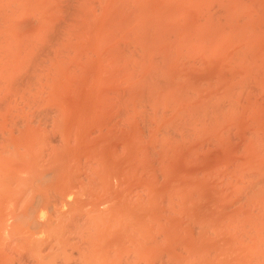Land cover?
<instances>
[{
    "label": "bare ground",
    "instance_id": "bare-ground-1",
    "mask_svg": "<svg viewBox=\"0 0 264 264\" xmlns=\"http://www.w3.org/2000/svg\"><path fill=\"white\" fill-rule=\"evenodd\" d=\"M1 1L2 0H0V5L5 3L6 1H9V2H7V4H10L9 5L10 7H8L7 4H5V6H7L6 8H9V10H10L9 12L11 14H8L7 12H5V13H7V17L10 15L9 17L14 19L15 22L19 23V22H21L22 18L25 19L24 17L27 18V17L31 16L30 14H33V17H31V19H30L31 21L32 20L33 21L29 22L28 21L29 19H27L25 21H27L29 24L25 22L26 24L24 23L25 25H23V26L33 25L35 22H38L37 20H34V18H36V16H34V14H41L42 13V12H38L37 13V11L40 10L38 8V4H41V3H37V2L32 1V0H29V1L28 0L27 1L23 0L24 2H22L20 0L21 3L18 2V3H20V5H22L23 3L29 2L28 3L29 6H31L30 4L33 5L34 2H35L34 6H31L33 9L30 8V7L28 8V6L26 4L25 5L26 8H24V6L22 7V8H24V10L22 9L23 11L21 9H19V8H16V11H14L15 7L14 8L12 7V6L17 5V3H15V2L19 1V0L12 1V2L15 3V5H12V3H10V0H3L4 1L3 3H1ZM30 1H32V2H30ZM38 1L42 2V0H38ZM43 1H45V0H43ZM60 1H62V0H60ZM87 1H86L85 7L88 6V3L92 2V4H94L92 0L90 2H87ZM122 1H127V0H118V1H116V4H117L118 7H120V5H122V7H124L125 5L128 6L129 8L126 7V9L128 8L127 10L124 9L125 7L122 8V10H126L124 12L127 13L128 10L131 9L132 6H134L133 9H131L129 11L133 12V10H135V9H139L141 11V8H138L140 6H137L140 3L136 4V3H138V1L135 0L136 1L135 2L134 0H129V2H131V1L135 2L134 5L132 4L133 2H131L130 4L128 3L129 5H127L126 2H125L126 3L125 4V3H122ZM142 1H140V2H142ZM48 2L46 1L44 4H46V3L50 4L52 2V5H56V3H59V2H57V0H56V3L53 0L51 2H49V3ZM79 2H81V0ZM79 2H77V3H79ZM107 2L108 1H106L104 5H102V4H100V5L102 7H105ZM143 2H146V1H143ZM157 2H159V1H157ZM36 3H37V6H35ZM71 3H72V1H71ZM83 3H81L82 6L80 5V3H79V5L77 4L78 8L83 7L84 6ZM119 3H121V4H119ZM162 3H163V1H162ZM66 4H67V2H66ZM164 4H166V2ZM20 5L18 4L17 7L18 6L20 7ZM69 5H70V3H69ZM109 5H110L109 7L111 8V4L110 3H109ZM5 6H1L2 8L0 7L1 8L0 11L1 10H2V12L7 11L5 8H4L5 10L3 11V7H5ZM75 6H76V4H74V6H72L71 9L74 8ZM135 6H137V7H135ZM48 7L49 6L47 5L45 7V9L48 8ZM52 7H55V6H52ZM91 7H93V6H91ZM106 7L109 8L108 6H106ZM36 8H38V10ZM59 8H61V7L59 6ZM96 8L99 9L98 7H96ZM96 8H94L95 11H92V13L93 12H96V13L102 12V11L96 10ZM143 8H145V7H143ZM159 8H161V7H159ZM159 8H157V9L154 8V9L158 10ZM17 9H19V11H21V12H18ZM28 9L33 10V12H31V11L28 12ZM45 9H43V10H45ZM49 9H51V8H49ZM61 9H63V8H61ZM65 9H68V8L66 7ZM85 9H87V11H86V13H87V12H89L90 8H85ZM116 9H117V7H116ZM25 10L27 11V13L25 12ZM35 10H37V11H35ZM118 10L122 11L121 9H118ZM53 11L54 12H51L52 13L51 15H53V13L55 15L56 12H59L60 14H62V12H63V10L59 11V10H56V8ZM65 11H67V10H65ZM72 11L73 12L76 11V12H74V14H76V13L81 14L82 13V12L81 13L77 12V7H76V10H72ZM72 11L70 10L69 12H72ZM104 11H105V9H104ZM153 11H155V10H153ZM14 12L15 13L18 12L16 14H21L22 13V15H24V17L21 18L22 15H20V17L18 19H16V17H18V16L14 15L15 14ZM106 12H108V10ZM139 12H137V13L140 14ZM156 12L157 11H155V13ZM5 13H4V15L0 13V16H3V17L6 16ZM28 13H30L29 16L27 15ZM113 13H115V12H113ZM47 14H49V13H47ZM71 14H73V13H71ZM71 14H69V16ZM78 14L75 15V16L80 17ZM94 14H87V15L88 16L92 15L93 16L92 18H96L94 16ZM100 14L101 13H99L98 16L101 18L103 14H101V15ZM117 14H119V15L110 14V16L113 17V21H114L115 17L121 15L120 12H117ZM127 14L123 13L122 17L126 16ZM133 14H136V13L134 12ZM133 14H131L130 16H133V17L136 16L137 17V15H138V14L137 15H133ZM263 14H262V16H264ZM46 15L42 14V16H44L45 18H46ZM85 15L82 14V17L85 16ZM142 15L145 16L146 14L142 13ZM165 15H166L165 19L167 20V15L168 14H165ZM169 15H171V14H169ZM62 16L65 17V14H63ZM144 16H141V17H144ZM163 16L164 15H162V19H160V18L159 19L163 20L164 19ZM233 16L236 18L235 15H233ZM3 17H1V18H3ZM7 17H5L4 19L0 18V20H5ZM38 17L40 18L41 16L38 15ZM51 17L52 16H50V18ZM85 17H87V16H85ZM112 17L111 18L107 17V18L110 19V20L108 19V22L111 21ZM122 17H120V18H122ZM126 17H128V16H126ZM146 17H147V15H146ZM156 17L158 19V16H156ZM159 17H161V16H159ZM208 17H210V16H208ZM11 18H7L6 22L9 23L10 20L13 21ZM71 18H73V17H71ZM120 18L118 17L116 19H120ZM8 19H10V20H8ZM62 19H64L63 22L66 21V18L62 17ZM62 19H59V21H62ZM82 19H84V18L80 17V19L78 20L77 17H76V18H73L72 20H76V21L80 22ZM88 19H90V17ZM104 19H106V18L103 17V21H104ZM136 19L138 21L141 18H139V19L136 18ZM157 19H156V21H159V19L158 20ZM238 19L240 20V18H238ZM72 20H69L68 22L66 21L67 25H68V23H70V25L72 23H74L71 26V29L69 27H67V26L65 28H67L68 30H66L64 28V30L67 31L66 32L67 34H69L70 31L73 32V30H75L76 27H77L78 22H74ZM127 20L130 21V20H133V19L127 18ZM145 20H147V19L145 18ZM145 20H143V21H145ZM207 20H208V22H210L209 19H207ZM207 20H205V21H207ZM227 20L225 22H227ZM230 20L231 19L229 17L228 21H230ZM239 20L238 21L236 20L235 22L239 23L240 22ZM11 21H10L9 24H7V25L5 24L4 26L0 27L1 35H3V31L1 30V28L8 30V28L9 29L11 28L10 25L14 24V23H11ZM90 21H92V20H90ZM93 21L94 22H91V24H94V23L97 24V21H95V20H93ZM117 21H119V20H117ZM219 21H223V19L219 20ZM46 22L47 21H45V23ZM105 22H107V21L105 20ZM105 22H102V24H104ZM145 22H143V23L142 22H139V23L136 22L135 26H133L134 25V22H133V23H131V25L133 24L132 26L136 27V28H143V26H145L144 25ZM172 22H173V20H172ZM211 22H213L212 24H214V25L220 23V22L216 23L214 19ZM233 22L234 21H232V23ZM18 23H15V24H18ZM39 23L42 24V22L39 21L37 23L40 26V29H41L42 25H44V24L40 25ZM83 23H85V22H83ZM124 23H126V22H122V24H124ZM167 23L171 24L169 22H167ZM237 23H235V24H237ZM250 23H248V24H250ZM1 24H3V23H0V25ZM19 24H20L19 26H21L22 22L19 23ZM48 24H53L54 25V23H51V22L48 23ZM48 24H46V25H48ZM64 24H66V23H64ZM75 24H76V26H75ZM87 24H88V26H90L89 23H87ZM109 24H110V27H107V25H106V29L107 28L111 29L112 30L111 32H113L114 30L111 27V26H113V25H111L112 22H110ZM116 24L117 25L114 24L116 27L117 26L120 27L119 25H121L119 23H116ZM139 24H143V25L140 27ZM157 24H158V26L156 25L157 26L156 28H152L153 27L152 25H151V28L152 29H157L158 27H161L160 28L161 30L167 29V28L162 29V27H166V26H163V25L161 26V25H159L160 23H157ZM161 24H163L162 21H161ZM212 24H209V25H212ZM38 25H36V26H38ZM46 25L43 26V29L47 28L48 30L47 29H45L43 31L42 30H38L39 33L42 32V34L46 35V34H49V33H46V31L50 32V30H54L52 28L49 29V27H47ZM53 25H51V27H53ZM63 25L61 24V26H63ZM84 25H86V24H84ZM84 25H83V27H80V28H84L85 27ZM128 25H130V22H129V24H127V26ZM149 25L150 24L146 25V26H148V29H149ZM223 25H222V27L225 28V26L227 24L224 25V26ZM48 26H50V25H48ZM88 26H86L85 30L89 29L87 31H90L91 33H95L94 31L90 30L91 28L90 27L88 28ZM93 26H91V27L93 28ZM127 26H125V28H124L125 29L124 33H126L125 31L127 30L126 29ZM170 26H172V25H170ZM218 26L219 25H215L214 27H218ZM232 26H233V24H232ZM240 26H242V25H240ZM5 27H8V28H5ZM12 27H14V26H12ZM73 27H75V29H73ZM14 28H15L14 32H16V27H14ZM36 28H38V27H36ZM54 28H56L55 25H54ZM113 28H114V26H113ZM176 28H177V26H176ZM23 29H25V28H23ZM33 29L34 28H32L30 30H33ZM97 29H99V27H97ZM130 29H132V28H130ZM172 29H174V27ZM184 29H185V27H184ZM235 29H236V27H235ZM18 30H20V29L18 28ZM115 30L117 31L118 29L115 28ZM134 30L135 29H133L131 31H134ZM147 30L145 29V30H141V31H147ZM161 30H159V31H161ZM177 30H179V29H177ZM211 30H214V29L211 28ZM216 30H218V28ZM227 30H229V29H227ZM9 31L7 32L6 35H4L5 37L0 36V38H1L0 39V45L5 47V48H7L6 50H8V51H6L5 48H3V47L0 48V55L2 56V57L0 56V264H112L113 262L111 263V256H114V257L116 256L115 258H117L118 260L120 259L118 257L122 256L121 259H123V260H119V261H125L127 259H124V257L129 258L128 256H131L132 257L131 258L132 261L130 263H134V262L137 261L135 263V264H137V263H139V260H136L137 258L135 260L133 259V258H135L137 256H162V254H166V255H163L162 257L163 258H165V256H169V258L173 257L170 254L174 255L175 252H176V248H178V244H177V242L175 240V237H180V236H176V234H172V233L169 232L167 235L164 234V235H166V238H162V234H163L162 233L163 231L161 230V228H162L161 227L162 226L161 225L162 216L166 215V214H162V213H165L166 211H168L169 214L172 213L173 210H171V212H169L170 211L169 208L171 209V207L172 208L175 207L174 206L175 203L179 204L178 202L180 200L177 202L176 200H177L178 197H175V195L178 193L179 189L184 188V187L183 186H176L175 188H177V189H175V188H171V187L168 188L169 186L167 185L168 186L167 188L171 189L170 190L171 193L174 194L173 196H169V197H171V199H173L172 197H175L176 200L175 199H173V200L176 201V202H173V204H174L173 206H171L172 205L171 203H169V205L166 204L167 202H171V201L163 200V199L168 197L165 194H169L170 195L171 193H168L167 192L168 189L165 190L166 188L164 190H161L163 188L162 183H161V178H163V176L161 177L160 170L162 168L161 171H162L163 175L166 174V176H165L166 178L165 179H168L167 177L170 176L169 175L170 172H168V171L166 172L164 167L167 166V165H172V164H169V161H170L169 159H170V156H171V159L173 161L172 154H170V153H173V151L171 152V150H166V152H165V150H164L165 154L163 156L160 154L159 150L165 149V147L162 146V148L159 149V147H161V145H162V144L160 145V141L161 140H159V133H161V134H165V133H162L163 130H160V131L157 130L156 125L159 122L155 123L154 128H152L153 126H150V128H146L147 126L145 124L151 125L150 123H152V122L148 123L149 120H145V119H147L146 118L147 116L141 117L142 115L140 116V114L139 115L137 113L135 114V112L131 113L130 112L131 111L130 108H128V109L125 108V110L123 109L124 111H122V109H120L121 111L118 112L117 108L119 106H117V108H115L116 106L113 103L112 106H114V107L113 108H112V106L109 107L106 104V102L110 101V100L109 99H107V100L103 99L102 100V97L97 95L98 91H94L92 86L94 87V85H93L94 83L100 82L99 80H101V82H104L105 83L104 85H106L109 82L108 81L109 80L108 79L109 78L108 77L109 76L108 71L106 70L107 72H104L103 71L104 68H101L102 69L101 70L97 66L98 64H96V63H94L95 67H90V65L89 66L83 65L82 67H77V66H75V65H77L75 61H74L75 63L74 62L70 63V61L81 59V58H84V59L79 60V61L85 62L88 59H89V61H92V59H94V57H95L93 55L94 57L91 56V58H90V56H88V59H85L86 56H84V53H85V55H89L90 53H92V52H87L89 54L86 53V51L90 50L91 48H89L88 50H85V52H82L81 50L79 51L78 49L82 48V47L79 48V46L75 47V48L74 47L71 48V46H72L71 43H73V45H76L75 43L79 42V39L82 41L81 38L83 37L82 36L83 32L80 33L81 34V36H80L81 38H77V37L75 38V41H76V39H78V41H76V42L73 41V40H72V42H70L71 40H69V39H67V41L60 39V40H62V44H61L62 46L59 44L60 47L58 45H57V47L58 48L62 47L63 52H64L63 48H65V50H67V51L68 50L71 51V50L75 49L74 52H76L78 50V52H76V54H71L73 52L65 51L67 57L73 58V57H75L77 55V53L79 54V56H81L80 58L77 56V57H75L76 59H72V60L70 59L68 61L67 59H69V58H67L65 55H63L65 53L62 54V50L57 49V51H60V52H57V53H60L61 54L60 56H64L65 57V58L64 57H59V58L61 60L66 59V61H68L67 63L63 64V63H60V62H65V60L61 61L60 59H58L57 62H59V63H57V62L54 63L53 62V60L57 56H59V54H57V53H56V55H53V53L51 54L50 52H47L48 54L45 53V55H46V58H45L40 53V52L44 53L45 50H40L39 51L38 49H40V47L36 48V46L35 45L32 46V44H31V46L28 43L22 44V43H25L24 40L27 37V35H28V37H30V35H32V34L35 35V33L38 34V37L36 38V40L38 38L42 39L43 36H42V34H39L38 31L35 32V33H30V32H28V29H27V32H28L27 35H25L26 32L25 33L22 32L24 34L25 38L22 35L21 40H19V39L16 40V38H15V40L13 39L14 42H13V40H11L10 37H13L12 35H14L15 33H13V32L10 33ZM20 31H19V33H20ZM54 31H56V30H54ZM75 31H77V30H75ZM75 31L73 33L71 32V34L69 36H65L66 34H64V37H68V38L71 37L72 35H74ZM131 31H128V32H131ZM138 31H136L134 33L137 34ZM229 31H231V30H229ZM240 31L241 30H234V32H240ZM4 32H6V31H4ZM102 32H104V31H102ZM102 32L98 31V33H102ZM177 32H180V31H177ZM177 32H176V34H178ZM218 32H221V31H218ZM218 32H215V33H218ZM59 33L61 34V32H59ZM122 33L123 32H120V35L118 36V38L117 37H115V38H117V39L121 38L120 40L125 38V37H120V36H123V35H121ZM134 33H129V34H131V37H133L134 35H136ZM143 33H147V32H142V34ZM153 33L156 34L154 31H153ZM153 33L151 32L149 34H153ZM208 33H213V32H208ZM221 33L223 34V32H221ZM51 34L52 33H50L49 35H51ZM53 34H52V36L54 37ZM88 34H89V32H88ZM105 34H107V33H105ZM112 34H110V35H112ZM142 34L140 33L139 36H142V37L146 38V36L148 35L147 34L146 36H143ZM169 34L172 35V34H174V32L173 33H169ZM218 34H216V35L219 36ZM255 34H257V33H255ZM255 34L252 33V35H255ZM86 35L87 34H85L84 36L86 37ZM93 35H96V34H93ZM97 35H99V37H100L99 39L102 38V36H100L101 34H97ZM157 36H159V33H157ZM8 37H9V39H8ZM47 37H48V35L45 37V39ZM56 37H57V40H58V35ZM56 37L51 38V39H56ZM61 37L63 38V36H61ZM127 37H129V36H127ZM175 37H177V36H175ZM3 38H5V39H3ZM22 38H24V39H22ZM48 38H50V37H48ZM48 38L46 40H48ZM59 38H60V35H59ZM115 38H108V39H111L110 42H112L113 40H117ZM169 38H170V36L167 37V39H166L167 41L165 42L168 45L172 44L171 41H170L171 43L168 41V40H171ZM251 38H253V37L251 36L250 39ZM28 39H30V38H27V40ZM141 39L142 38H140V39L137 38V40H139V42H140ZM5 40L8 43L4 42ZM27 40H26V42H27ZM32 40H33V38H32ZM39 40L40 39H38V43H39ZM101 40H103V41H101ZM101 40L98 41L99 42L98 43L99 46L101 45V42H104V44H106L104 39H101ZM125 40H127V39L125 38ZM125 40H123V41H125ZM129 40H132V39H129ZM129 40L126 41V42H129ZM134 40H136V39L134 38ZM33 41H29V43H31V42L34 43ZM63 41H66L65 43L68 42L67 44H71V46H69V49H67V46H66L67 44H64ZM142 41H143V39L141 40V42ZM52 42L55 43L56 40L52 41ZM114 42L116 43V41H114ZM131 42H129L130 44H128V46L125 45V46L130 47V48H128V49L127 48L126 49L123 48V49H125L124 50L125 51V53H124L125 55H123V56H124V60L126 62L123 61V59H122L121 62H120V64H121L120 66L121 67L122 66L125 67L126 63L130 64V61H129L130 59H128V58H130L131 55L126 54V53H129V52H126L129 49L133 50V51L130 52V54L133 55L131 57V58H133L131 60L132 64L139 65V63H142L143 66H147V62H149V61L147 60L146 63H143V61H142L147 56H143V55H145L144 52H143V54L139 52L140 53L139 55L135 54V53H137L140 50H139V48L134 49V47H133L134 45H132ZM139 42H134V44L135 43L138 44ZM167 42H169V43H167ZM178 42H179V40H178ZM4 43H5L6 46L3 45ZM9 43H11V44H9ZM57 43H61V42L57 41ZM81 43L82 42H79V44H81ZM175 43H177V41H175ZM180 43H182V42H180ZM13 44H15V45H13ZM16 44L17 45L20 44V46L24 45L23 49L21 50V48H17L18 46H16ZM107 44H110V43L107 42ZM44 45H46V44H44ZM48 45H50V44H48ZM54 45L56 46V44H54ZM123 45H124V43H122V46ZM129 45H131V46H129ZM141 45L142 44L139 43V45H136V46H140L141 47ZM180 45L181 44H179V46ZM253 45H254V41H253ZM11 46H13V48ZM37 46H39V45H37ZM80 46H82V45H80ZM83 46H87V45L83 44ZM106 46H108V45H106ZM116 46L120 47V45H118V44ZM175 46H176V44H175ZM9 47H10V49H9ZM28 47H30L31 49H33L35 51V53H34L35 56H33V54H31L33 52ZM47 47L49 48L51 46H47ZM100 47H102V49H98L97 48L96 50H103V47H105V46H100ZM108 47H109V49L111 48L110 46H108ZM24 48L27 49V51H24L25 50ZM54 48H53V46L51 47V49H54ZM76 48H77V50H76ZM141 48L144 49V47H141ZM172 48L173 47L171 46L170 49H172ZM28 49H29V51H28ZM106 49H108V48L106 47L105 50ZM170 49H168V51ZM1 50L3 52L5 51V52L2 53ZM17 50H18V53H20V55L15 53L16 54L15 56H17V57H14L13 56L14 54H12V51L16 52ZM105 50H103L102 52L99 51V53H97L96 55L103 53ZM19 51H21V52H19ZM22 51H24V52H22ZM37 51L39 52L38 54L42 55V57L44 59H37L39 57V55L36 53ZM108 51H110V50H108ZM119 51H121V50L119 49ZM27 52H29V53H27ZM171 52H173V51H170V53ZM7 53H9V54H7ZM80 53H82L83 55H80ZM118 53L117 54L115 53V55H119ZM120 53H123V52H120ZM168 53H166L167 56L170 54V53L169 54ZM7 55L10 56L11 58H9ZM27 55H29V57ZM36 55H37V58H36ZM68 55H70V56H68ZM106 55L104 54V56H106ZM141 55L144 58H141L140 57ZM18 56L21 58L20 60L25 62L23 64V66H21L22 65L21 63H23V62L19 63V61H18L19 57ZM24 56H26V57H24ZM120 56H121V54H120ZM134 56H137V57L139 56L141 58L139 60V62L137 60L139 58L134 59L135 58ZM6 57L8 59H12L14 61L10 60L11 61L10 62ZM33 57H35L36 59L32 61ZM125 57H128V58H125ZM4 58H6V59H4ZM16 58H17V60H16ZM98 58H100L98 61H100L102 59L100 56ZM116 58L117 57H115V59ZM119 58H117V59H119ZM148 58H146V59H148ZM103 59H105V58H103ZM126 59H128L129 62ZM164 59H166V58L164 57ZM167 59L170 60L169 62H171V60L173 58L171 59L170 57H168ZM96 60L97 59H95L94 61H96ZM107 60H109V59L107 58L104 62H102V60L100 62H102L103 66H104L105 65L104 63L108 64ZM135 60H137L138 64L133 63ZM3 61H5V62H3ZM15 61L16 62L18 61V63L20 64L19 68L17 67V71H15L16 67L12 68L13 63ZM48 61L49 62L51 61V62L49 63ZM98 61H96V62H98ZM152 61H154V60H152ZM152 61H150V62L152 63ZM1 62H3V64H5V66L3 64H1ZM26 62H28V63H26ZM47 62L49 64H47ZM100 62H98V63H100ZM123 62L125 63L124 65H122ZM165 62H166V60L164 61V63ZM263 62H264V60H263ZM7 63L12 64V66H10ZM89 63L86 62V64H89ZM116 63H119V62H116ZM66 64H70V65H72V67L74 66V68H72L71 66L68 67ZM153 64H154V62H153ZM25 65H27V66H25ZM130 65H127L126 67H131V69H132L133 65H131V66ZM148 65H152V64L148 63ZM2 66H3L4 69L2 68ZM14 66H18V65H15V63H14ZM91 66H93V65L91 64ZM120 66L117 65L116 69L118 67H120ZM154 66L155 65H153V67ZM104 67H106V66H104ZM107 68L111 69V67H109V66ZM137 68L139 69V67H135L136 70L134 69L135 71H132V72L133 73L134 72H138ZM152 68L149 71L155 72L153 70H155L156 68H154L153 70H152ZM123 69L126 70L125 68H123ZM131 69L126 70L125 72L131 73V72H129ZM141 70H142V68L140 69V71ZM149 71H147V72H149ZM114 72H116V71H114ZM123 73H121V74H123ZM134 74H136V75H132V73H131V75L130 74H128V75H130V77L131 76L139 77V75H141V74L138 75L137 73H134ZM150 74H152V73H149L148 76H146V77H149V79H147L145 77L144 80L143 79H139L138 80L139 82L136 81L137 77H133L135 79L128 77L127 79L128 80L131 79L130 81H132V84H130L131 86H129V87H132L133 85H135L137 83H140V81H142V84H143V85H141V84L137 85L138 87L140 85V89L143 88L142 86H144V85H146L145 87L154 86L155 84L149 85L148 83L155 82L153 80H155L157 78H155V79H153L151 81V78H153V77ZM154 75H156V76H154ZM157 75H158V73L157 74L156 73L153 74L154 77H159L161 79H164V77H160V76H157ZM160 75H162V74L160 73ZM114 76L115 77H119V74H118V76H116V75H114ZM122 76H124V75H122ZM162 76H165V75H162ZM177 78H178V76H177ZM116 79L117 78H115L113 80V78H112L111 80H113V81H111V82L116 83L117 81H120V80H116ZM120 79H125V78L123 77V78H120ZM161 79H159V80L161 81ZM128 80H125V81L130 83V81H128ZM145 80H150V81L149 82L147 81L148 83L144 84ZM169 80H171V79H169ZM174 80H176V79H173V81ZM134 81H136L137 83L134 82ZM70 82H73V83L70 85ZM161 82H164L165 84L164 85L161 84V86L156 85V86L159 87V88H157L158 92L160 91L161 87H163V90L169 89L168 88L169 85H167L168 84L167 81H161ZM168 82H170V81H168ZM174 82H176V81H174ZM160 83H158L157 80H156V84H160ZM109 84L111 85L112 83H109ZM121 84H123V83L121 82L120 85H118V86H121ZM124 84L127 85L126 82H124ZM124 84H123V86H124ZM172 84H174V83H172ZM114 85L116 86L117 84H114ZM165 85H167V89L164 88V87H166ZM137 86L136 87H132V88H134V89L138 88ZM184 86H186V85H184ZM106 87L107 86H105V87L101 86V88H106ZM109 87H111V86H109ZM173 87H176V85H174ZM179 87H180V85H179ZM95 88H98V87H95ZM125 88L122 87V89H124V92H126L127 90H131L130 88L129 89L127 87H125ZM147 88H143V89H141V91L142 92L143 91L146 92ZM176 88H178V87H176ZM153 89H155V86L152 87V89L148 88V90H151L152 92H154ZM157 89H155V91ZM179 89L181 90V92H178L180 90H177V91L173 90V92H175V95L176 94L184 95V93H186V92H188L187 94H190L189 91L186 90L187 89L186 87L184 89L185 92H183L181 88H179ZM227 89H229V86H228ZM245 89L247 90V88H245ZM251 89H252V87H251ZM95 90H97V89H95ZM102 90H104V89H102ZM119 90H120V88L118 89V91ZM200 90H202V89H200ZM237 90L234 91L235 93L231 91V93H229V95H227L228 93H222L220 95H224V94H226L227 96L235 95V94L238 93ZM118 91H116V92L120 93V95H121V93H122L121 91L122 90L120 92H118ZM133 91H135V90H131L130 93L132 92V94H128V95H134L133 93H135V92H133ZM136 91H137V89H136ZM193 91H197V90H193ZM239 91H241V93H240V96H241V94L243 92V88L239 89ZM182 92H183V94H182ZM117 93H116V95H118ZM127 93L128 92H126L125 94H127ZM138 93L139 94H135L134 96L141 95V92H138ZM155 93H157V92H155ZM161 93H163L164 96H165V94H166V96L167 95H169V96L172 95V93H170L168 91H164V92H161ZM247 93L248 94H243V95H245V98H247L246 96L249 95L248 98L252 99V100L255 99V97L253 95H255V96L258 95L256 93H254L253 91H252L253 94H249L250 90H248ZM123 94H122V96H123ZM149 94H150V91L149 92L147 91V93H143L141 95V97H143V95H148L149 96ZM198 94H199V92L197 93V96H198ZM100 95H102V93ZM105 95L109 96V94L104 93V96H103V98H105V99L108 98ZM128 95H127V97H128ZM150 95L151 96L149 98L155 97V96L157 97V94H153L152 93ZM163 95H160L162 97V99L161 98H154L156 100L155 102H157L158 99H160L161 103H163V100L165 101L164 103H166V98H168L169 96L164 97ZM179 95H176L177 96L176 98H178V103H177V100H175V99H170L171 102H170L169 99H167V101L169 103H173L172 100L176 101L174 103H177L176 105H173L174 107L173 106L169 107L168 112H171V114L179 113L177 111L174 112L173 110H176V108H178L177 106H179L181 104L183 106H186L185 101L187 102V101L191 100V98H189L191 95H189V97H188V95L178 97ZM148 96H146V97H148ZM224 96H222V97H224ZM236 96L239 97V94L235 95V97ZM250 96H253V98L250 97ZM117 97H119V96H117ZM209 97L214 98L215 96L214 95H210ZM235 97L232 96L233 99H231L229 97V99H230L229 102H232L231 100H234ZM241 97H243L242 99H244V96H241ZM113 98H112V100H116V103H118V101H119L118 99H120V98H118V99H116V98L113 99ZM143 98H145V97H143ZM179 98H181V99L184 98V100L188 98L189 100L180 101L181 99H179ZM212 98H211V100H209L210 98H207L208 102L212 101L213 100ZM215 98L219 99V97H215ZM257 98L258 97L256 96V100L255 101H257V102H254L255 104H251L250 102H249V104L256 105V103H258L259 105H261V104L264 105L263 102L260 104L261 99H264V96H263V98H260L259 102H258ZM122 99L123 100H127V98L126 99L122 98ZM133 99H134V97L133 98L132 97L129 98L130 101H133ZM137 99H140V97L136 98V100ZM142 99L139 100V101H142ZM147 99L148 98H146V100ZM200 99L205 100L204 98H200ZM200 99H198V97H197V100L200 101ZM225 99L227 100V98H225ZM193 100H194V98H193ZM150 101H154V100L150 99L148 101V103ZM205 101H203V103ZM240 101H243V100H240ZM262 101H264V100H262ZM125 102L126 101L122 102L121 104L126 105V103H129V102H126V103ZM133 102H136V101L134 100ZM180 102H182V103L179 104ZM191 102H193V101H191ZM208 102H206L207 103L206 105H208ZM216 102H219V101L216 100ZM144 103H146V102H144ZM169 103H167V104H169ZM234 103H236V102L234 101ZM108 104L111 105V103H108ZM121 104H118V105H121ZM139 104H136V106L140 107V106H138ZM141 104L144 105L142 102H141ZM157 104L158 105L155 106L156 104H154V102H152V105H154L156 108L155 107H151V106L150 107L153 108L154 111H156V112H159V111L162 112V110H160V109H162L161 108V104L160 105H159V103H157ZM213 104H216L218 106H214ZM213 104L211 103L209 105V106L212 105L211 109H214L215 112L220 111L221 102H219V104H217L213 100ZM244 104H246V103H244ZM130 105H132V103H130ZM133 105H135V103H133ZM187 105L189 107V104H187ZM224 105L225 104H223L221 107H223ZM136 106H135V108H136ZM158 106L160 107V109L158 108ZM166 106L167 105H165V107H164V105H163V108H167ZM230 106H232V105H230ZM124 107L125 106H123V108ZM130 107H132V106H130ZM145 107L147 108V104H145L142 109H145ZM191 107L194 108V106H191ZM212 107H215V108H212ZM217 107H219L220 109L218 108L217 110H215ZM248 107L250 109L253 106L252 107L248 106ZM257 107H259V106H257ZM111 108L112 109L115 108L117 110L113 111ZM149 108H147V109H149ZM170 108H173V109L170 110ZM181 108L182 107L180 106V112L182 113V110H184L183 111V113H184L183 116H184L185 120H187L186 117H185V114H186L185 110L187 108L186 109H181ZM204 108L206 109V106ZM243 108H242V111H243ZM259 108H260L259 110L261 111V107H259ZM262 108H264V106H262ZM132 109H133L132 111H134V108H132ZM140 109H141V107L138 108L137 110H140ZM147 109H145V111ZM155 109H159V111L155 110ZM202 109H203V107H202ZM231 109H229L227 111H229L228 113L231 112L230 114L233 113L232 116H236V114H239V112L236 113V110L233 112ZM126 110H128V111H126ZM149 110H151V109H149ZM192 110L194 111V109H192ZM197 110H199V109H197ZM246 110H247V108H246ZM262 110H264V109H262ZM111 111H112V113H111ZM163 111H165V110H163ZM210 111H211V113H215L212 110H210ZM247 111H245L246 115H247ZM251 111H252V109H251ZM168 112L165 111V113L163 112V114H166ZM188 112H190V110ZM203 112H201V113H203ZM223 112L224 111H222V109H221L220 113H223ZM146 113H147V111H146ZM234 113H236V114H234ZM215 114L219 115L218 112L215 113ZM215 114H213V116H212L213 119H209L211 123H213L212 121L220 122V123L222 121H224V120H222V119H224L223 116L220 115L221 117L218 116V118H215V117H217V116H214ZM230 114H228V115H230ZM146 115H148V117L150 116V114H146ZM151 115H153V114H151ZM167 115H163L164 116L163 119L166 118ZM223 115H225V114H223ZM169 116H172V115H168V118H170ZM175 116L179 117L180 115L177 114ZM232 116L230 115V116H225V117L232 119L233 118ZM154 117L156 119L157 116H153V117H151L149 119H152ZM161 117H157V118L162 120ZM196 117H198V116H196ZM141 118H143V119H141ZM184 118H182V120H184ZM170 119H172V118H170ZM177 119L178 118L175 117V119H173V120H177ZM191 119H192V117H191ZM191 119H189V121ZM218 119H220V120H218ZM234 119L236 120V118H234ZM143 120H145L146 123ZM152 120H154V119H152ZM160 120H158V121H160ZM182 120H180V121H182ZM193 120H195V118L191 120L192 123H193ZM203 120H205V118ZM216 120H218V121H216ZM227 120H229V119H227ZM155 121H157V120H155ZM170 121L171 120H169L168 123H165L166 126H168L170 124ZM174 122H179V121H174ZM174 122L172 121L171 123H174ZM183 122L184 121L181 122L182 124H179V129L176 127L179 130V132L181 131V127L184 128V126H185L184 123L188 124L187 122H184V123ZM197 122H198V125L200 123H202L198 119L196 121V124H197ZM160 123H163V122L160 121ZM165 124L163 126H165ZM173 125H175V124H173ZM181 125H184V126H181ZM175 126H178V125H175ZM186 127H188V126H186ZM162 128H164V127H162ZM200 129H204V128L201 127ZM167 130H171V128H169V129L167 128ZM174 130H175V128H174ZM174 130H173V132H174ZM215 130H217V129H215ZM177 131L175 132L176 135L179 134V132H177ZM200 131H202V130H200ZM208 131H210V130H208ZM173 132H170L169 135L164 136V138L168 137V136H170L168 138H171L172 136L170 134L173 133ZM166 133H168V131H166ZM198 134H200V133H198ZM202 134L203 135H199L198 137L203 138L204 132ZM181 135L183 136V134H181ZM190 135L193 136V134H191V133H190ZM190 135H188L189 138H191ZM213 136H215V135H213ZM178 137H180V136H178ZM178 137L176 136V138H178ZM194 137H195V135H194ZM184 138H187L186 135H184ZM260 138L261 137L259 135V139ZM171 139L173 141L176 140V139L174 140L173 137ZM188 140H190V139H188ZM191 140H194V138H192ZM181 141H182V138H180V140L178 139V141L176 143L180 142V144L183 145L185 139H184V141H182V142ZM187 141H185L187 145H189V146L192 145V144L188 143L190 141H188V142ZM194 141H196V140H194ZM194 141H192L190 143H193ZM161 142L165 143L164 141H161ZM201 142L203 143V141H201ZM170 143L175 144L173 142H170ZM206 143L205 144H200V146L202 147L204 145V147H206ZM260 143L262 144L263 141L260 142ZM172 144L171 145H167V149L170 148L171 146H172L171 148L175 147ZM175 145H177V144H175ZM181 145H179V146H181ZM187 145H183V146L186 147ZM195 145H198V144H195ZM214 145H216V144H214ZM193 147L194 146H192L190 148H193ZM180 148H183L184 150L186 149L184 147H180ZM197 148H199V146ZM197 148L192 149V151H191V149H189L190 151H188V153L187 152L186 153L188 155H190L189 152H194L193 157H195V155L197 153H199V151L204 149V148H200L201 150H197L196 151ZM173 150H175V149H173ZM181 150L182 149H180L179 151H181ZM208 150H210V149H208ZM167 151H169V152H167ZM195 151L197 153H195ZM204 152L205 151H203V153ZM207 152H209V151H207ZM161 153L163 154V151H161ZM167 153L170 154V155H167ZM176 153H178V149H177ZM203 153L201 152L202 155H204ZM210 153H211V151H210ZM191 154H193V153H191ZM205 155L207 156L209 154H205ZM167 156H168V160H164V159L162 160V158H164V157L167 158ZM182 156L185 157V160H182L183 159ZM190 156H192V155H190ZM196 156H198V154ZM186 157L189 158L188 156L181 155V157H180L181 159L180 160H182V161H178V162L179 163L180 162L183 163L184 161H186V159H187ZM174 158H177V156H174ZM189 159H191V158H189ZM195 159L199 160L198 162H200V163L201 162L203 163V161L208 160V159H206V157L204 158L205 160L200 159V157L198 159L197 158H195ZM176 160H178V159H176ZM201 160H203V161H201ZM162 161H165V163H167V164L165 166H163L162 163H164V162H162ZM191 161H193V160H191ZM191 161H190V164L192 163L191 165H193L195 167L198 166V165L195 164V163H198L197 161H195V160H194L195 162H191ZM179 163H177V165H178L179 168H181L180 166H182V163H180V164ZM186 163H185V165L189 166V163L187 161H186ZM201 165L202 164H200V166ZM204 165H206V164H204ZM190 167H192V166H190ZM169 168L170 167L167 166L166 169H169ZM183 168L184 167H182V169ZM262 168H264V167H261L258 171H256V170L255 171L257 173H264V171H263L264 169L262 170ZM186 169H188V167L187 168L185 167L184 170H186ZM203 169H205V167ZM203 169H201V171ZM192 170L193 169H191V170L188 169L187 173H192ZM260 170L263 171V172H260ZM193 171H195V169ZM164 172H166V173H164ZM173 172H175L174 169H173ZM181 172L182 171H180L179 174H182ZM197 172H198V170H197ZM208 172H210V171H208ZM167 173H168V175H167ZM177 173H178V171H177ZM200 173L201 172H199V173H195L194 172V174H197V176H199ZM204 173H202V174H204ZM215 173H216V171H215ZM194 174H192V175L194 176ZM174 175L177 176L176 174H174V173L172 174V172H171V176H174ZM189 175H187L188 176L187 180H188V178H192V179L194 178L193 180L196 179V177H189ZM258 175H261V174H258ZM184 176H185V174H184ZM184 176H182V177H184ZM200 176L197 179H205V178H201ZM256 176H257V174H256ZM178 177H179V175H178ZM261 177L263 178V176H261ZM169 178L175 179L174 177H169ZM205 180H207V178ZM205 180L200 181V182L204 183ZM211 180H212V177H211ZM222 180H226V179H221V181ZM164 181H167V180H164ZM191 181L192 180L190 179V181H188L187 183L189 184V183H191ZM216 181H218V180H216ZM169 182L172 183L171 181H169ZM200 182H199V184H201ZM176 183L180 184V181L176 182ZM183 183H185V182H183ZM195 183L197 184L198 182L195 181ZM230 183H231V181H230ZM179 184H177V185H179ZM196 184H194V186H193L194 189L193 190L198 188V187H195ZM216 184H218V183H216ZM170 185H173V184H170ZM203 185H205V184H202V186ZM219 185H213V186H217L218 187ZM232 185H233V182H232ZM185 186H187V190L189 191L191 184L190 185H185ZM197 186H199V185L197 184ZM173 187H174V185H173ZM217 187H214V188H217ZM228 187H230V186H228ZM211 188H212V186H210V190H211ZM220 188H222V187H220ZM173 189L175 190L176 193L175 192L173 193ZM193 190H190L189 192L192 193ZM197 190L198 191L201 190L199 193L202 194L203 187L201 189L198 188ZM217 190H219V189H217ZM217 190L215 189L213 191L214 193L208 191L209 197H211L210 193H213V195H215V193H217L216 195L218 196V194L220 192H215ZM225 190H226V188H225ZM162 191H166L167 193L162 192ZM182 191L183 190L181 189V191H180L181 193H179V195L182 194V196H185L184 198H188V199H190L189 197H193L194 200H195L194 202L197 201L196 202L197 204L200 203L199 200H196V199H198L199 193L195 194V192H196L195 191V192L192 193V195L187 197L186 195L188 193L184 194V192H186V190L183 193H182ZM259 192L260 191L258 190V193ZM162 193H163V195L161 196ZM222 193H220V194H222ZM253 193H255V192H253ZM258 193H255V194H258ZM203 194H205V193H203ZM252 194H250V195H252ZM205 195H207V194H205ZM259 195H263V192H261V194H259ZM163 196H165V197L162 198V200L163 201H167V202H164L165 204L161 202V197H163ZM242 196H244V195H242ZM221 197H222V195H221ZM244 197H246V196H244ZM254 197H257V195L254 196ZM181 198H183V197H181ZM181 198L179 197L178 199H181ZM201 198H203V196L200 197V199ZM248 198H252V197L249 196ZM188 199H186V201L191 202ZM211 199H213V198L211 197ZM217 199H219V196H218ZM243 199H245V198H243ZM191 200H192V198H191ZM205 200L206 199H204V198L201 200L202 204L205 203V202H203ZM255 200L257 201V199H255ZM258 200H260V198H258ZM263 200H264V198H263ZM186 201H185V203L189 204V205H187V206L184 205V207H186L187 209L189 208L188 206H190V205L193 206L194 205L193 204L194 202L193 203L192 202L191 203H187ZM251 201H254V199H252ZM259 202L260 201H258V203ZM261 202H263V201H261ZM261 202H260L261 205L260 206L258 205L259 208L257 207L258 209H256L255 207H249V208H254V211L255 210H259V213H264L263 210H262L263 209L262 206H264V205ZM181 203H182L181 206L183 204H185L184 202H181ZM253 203H255V202H253ZM162 204H164V205H162ZM202 204H199V205H202ZM205 204H207V202ZM255 204H257V202ZM165 205H166V208H168V206H171V207H169L168 210L165 209L166 211L163 210V211H165V212H163L162 209L165 208V207H163ZM209 205H210V210L209 211H212L211 210L212 209L211 206L213 207L214 205H212L210 203L208 204V206ZM246 205H249V204H246ZM177 206L178 207L176 209L178 211H180L179 210L180 205H177ZM252 206H255V205H252ZM242 207H243V205H242ZM181 208H180L181 209L180 212L181 213L185 212V211H182L184 208L183 207H181ZM190 208L193 210L194 207L190 206ZM197 208L198 207H196V209ZM187 209H184V210H187ZM200 209L202 210V208H200ZM241 209L242 208H239L240 211H241ZM198 211H199V209H198ZM198 211H194V213L196 214V212H198ZM219 211H217V214H218ZM260 211H262V212H260ZM221 212L222 211H220V213ZM224 212L227 213V212H230V211H228V209L226 208V209H224ZM238 212L239 211H236V213H238ZM192 213L193 212L190 210V214H189L188 218H190V215ZM201 213H198L199 216H202ZM247 213H249V212H247ZM247 213L244 214V217L247 216L245 219L250 218L253 215V214H251L250 217H248V215L250 213L249 214H247ZM176 214L180 215L179 212L176 213ZM233 214H234V212H233ZM233 214L232 215L228 214V215L233 216ZM182 215H184V214L182 213ZM257 215H259V216H257ZM172 216H175V215H172ZM192 216L194 217V215H192ZM254 216L255 217L257 216L256 217L257 221L253 219V218H255ZM254 216H252V220L256 221L255 222L256 224H253V225H256V227L254 226V228H256V232L261 234L262 232H264V230H262V232H259L258 229H261L260 227H262V229H264L263 225L260 226V224H261L260 222H264V215L262 214V216H260V214H256ZM169 217H170V219H173V217H171V216H169ZM208 217H210V216H208ZM208 217H203V218L199 217L202 220L201 223L206 224L204 222V221H206V219L205 220H203V219L204 218L208 219ZM234 217H236V216H234ZM244 217L239 214L237 219L241 221V219H244ZM258 217H260L262 219V221H259L260 218L258 219ZM184 218H185V216H184ZM188 218H186V219H188ZM164 219H163V222H164ZM175 219H179V218L175 217ZM226 219H225V221H227ZM183 220H185V219H183ZM201 220H199V221H201ZM209 220H211V217H210ZM233 220H235V219H233ZM171 221H173V220H171ZM171 221H169V222H171ZM216 221L218 222V220H216ZM249 221H251V220L248 219L247 223ZM191 222L192 221L189 222L190 223L189 225H191V224L193 225V223H195L196 221H194L193 223H191ZM207 222H209V221L207 220ZM243 222H245V220H243ZM257 222H259L260 224H257ZM175 223H177V220H176ZM178 223H180V225L183 224L180 221H178ZM209 223H211V222H209ZM251 223H252V221H251ZM212 224H213V226H215L214 223H212ZM221 224H224V222L223 223H219V225H221ZM262 224H264V223H262ZM168 225L169 224H167L165 226H168ZM174 225L177 226L176 224H174ZM184 225L187 227L186 229H190V231H191V232H189L187 230L189 233H187V235L184 234V236H188V235L192 236L191 235L192 233H194V234L197 233L198 236H200L199 233L201 235H202V233H204V235H202V236L203 237L206 236L205 233H207V231L200 232V231L197 230L198 232L197 231L193 232L195 228H193L191 226H189L191 228H188V224L187 223L185 224V222H184ZM194 225L198 226L197 224H194ZM231 225L233 226V224H231ZM175 226H173V227H175ZM185 226H183V227H185ZM200 226H201V224H200ZM200 226H198V227L200 228ZM210 226H212V225H209V226L207 225L206 227H204V229L206 228V230H207V228H209ZM213 226H212V228L218 227V226H215V227H213ZM173 227L171 226V228H173ZM222 227L224 229H226L225 228L226 226H222ZM180 228H182V227H180ZM221 228H219V227L217 228L218 232L215 229H212L215 232L212 231V230H208V231H212L213 233H217L218 236H219V235H221L219 233H222L220 231L224 230V229L220 230ZM250 228H252V227H250ZM178 229H179V227L177 228V230ZM191 229H193V230H191ZM204 229H202V230H204ZM173 230L175 232H179V230L178 231H176V229H173ZM241 230H243V229H241ZM174 231H171V232H174ZM167 232H168V230H167ZM209 233H211V232H208L207 237L211 236V238H213L212 235H215L214 240H215L216 237H218V236H216V234L210 235ZM258 233H256V234H258ZM177 234L178 235H180V234L183 235L182 233H177ZM197 234H195L194 236H196ZM231 234H233V233H231ZM253 234L254 235L251 234V236H256L255 230H254ZM262 234H261L260 237L263 236ZM184 236H181V237H184ZM202 236H200V237H202ZM242 236H244V235L241 234V236H239V237L237 236V237L240 238ZM251 236H249V238ZM200 237H196L197 240L195 242H191L192 244L190 246H192L193 243H196L199 240ZM232 237L235 238V236H233V235H232ZM196 238L194 237L193 239H196ZM211 238H209V239L212 241L213 239H211ZM222 238H224V237L222 236ZM262 238L264 239V237H262ZM178 240H179V238H178ZM219 240H223L224 241L225 239H219ZM240 240L241 239H237L236 242L238 243V241H240ZM164 241H166L165 248L163 246L164 245L163 244ZM203 241H208V239H205ZM262 242H264V240H262ZM216 243H218V242H216ZM222 243L223 242L221 241V244ZM226 243H228V242H226ZM197 244L200 245L199 243H197ZM201 244H203V243H201ZM230 244H231V242H230ZM186 245H188V244H186ZM200 246H202V245H200ZM214 246L216 247V245H213L212 247H214ZM212 247L207 249V250L212 249ZM179 248H181L182 251H184L183 248H185V250H187L186 247H182L181 246ZM190 248L194 249L192 251L193 254H191V255H194V252H195L196 260H194V261H197V260L199 262L200 261H205L204 257H205L206 254L203 251V249L200 252L201 255L203 256V258H200L199 256H201V255H199V254H198L199 256L197 255V253H198L197 250H200L201 248L196 250L195 249L196 248L195 245L193 246V248L192 247H190ZM206 248H204V249L207 252ZM214 248L212 249V251H214V250L216 251V248L215 249ZM217 248H220V249H218V252L221 251L219 253H222V252H225L226 246H224V245L222 247L217 246ZM221 248H225L224 251H222ZM161 249H164L163 251H165V249H166L169 252V255H167L168 253H166V252L165 253L163 252L161 255H159L160 252H162ZM179 250H177V252H179ZM210 251H209L210 254L208 255V259L207 260H210V258L213 259V257L217 253V252H212V254L215 253V254H213L214 255L213 256V255H211ZM185 252H187V251H185ZM185 252H183V253H185ZM188 252H191L190 249H188ZM189 255H187L185 258H193V257H195V256L189 257ZM182 256H184V255H182ZM182 256H180V257H182ZM211 256H213V257H211ZM174 257H175V255H174ZM198 257L200 259H203V260L198 259ZM221 258H222V256H221ZM233 258H235V257H233ZM117 259H114V260L116 261ZM216 259H215V261H216ZM226 259H227L228 263H230L229 260H231L232 258L229 259V260H228V258H226ZM165 260H164L165 261L164 264H166V262L168 260H170V262H172L171 260H173L174 262L177 261L176 264H183V263L178 262V261H180V259L176 260V257H175V259L173 258V259H165ZM183 260L186 261V259H183ZM217 260H219V259H217ZM128 261H126V263H128ZM143 261H144V259H141L140 262H143ZM181 261H182V259H181ZM185 261H183V262L185 263ZM161 262H163V260L160 261L159 263H161ZM170 262H167V264H170ZM187 262H189L188 264H191V260H189ZM220 262H218V263H220ZM223 262H224V264L226 263L224 260H223ZM119 263L120 264L121 263L122 264H126V263H123V262H118V263L116 262V263H113V264H119ZM200 263L205 264L203 262H200ZM210 263L212 264V262H210ZM213 263H217V261L213 262ZM142 264H146V263L143 262ZM152 264H154V263H152ZM196 264H198V263L196 262ZM232 264H234V263H232ZM260 264H262V263L260 262Z\"/></svg>",
    "mask_w": 264,
    "mask_h": 264
},
{
    "label": "rangeland",
    "instance_id": "rangeland-1",
    "mask_svg": "<svg viewBox=\"0 0 264 264\" xmlns=\"http://www.w3.org/2000/svg\"><path fill=\"white\" fill-rule=\"evenodd\" d=\"M12 1H14V0H10V3H12V5H15V3H17V5L19 4L20 5V3H21V1L22 2H24L23 0H19V1H16L15 3L14 2H12ZM27 1V0H26ZM29 1V0H28ZM32 1H35V2H37V3H41V4H38V8L40 9L39 11H37L38 10V8H36L37 10H35V11H37V13L38 12H42L41 14H34V16H36V18H34V20H37L38 22L40 21V22H42V24H44V25H42V24H40V25H42V28L40 29V26L37 24L38 22H35L33 25H26V26H23V25H25L26 23H28L27 21H25V20H27V19H29L28 21L29 22H32L30 19H31V17H33V14H30V13H28L27 15L29 16V14L31 15V16H29V17H24V15H22V13L21 14H16V13H18V12H21V11H19V9H23L24 10V8H26L25 7V5L27 4V6H28V8L30 7V8H32L31 6H34V4H35V2H34V4L32 5V4H30L31 6H29V2H27V3H23L22 5H20V7L18 6L17 7V5H15V6H12L13 8L15 7V9H14V11H16V8H19V9H17L18 10V12H14L15 14L14 15H16V16H18V17H16V19H18L19 17H20V15H22L21 16V18L22 17H24L25 19H21V22H22V25L21 26H19L20 24L19 23H21V22H15L14 21V19H12L11 17H7V13L8 14H11L9 11V8H6L7 6L8 7H10L9 5L10 4H7V2H9V1H6L5 3H3L4 1L2 0L1 1V3H3V4H1L0 5V7L1 6H5V4H7V6H5V7H3V11L6 9L7 11H4V12H2V10L0 11V13L1 14H3L4 15V13L5 12H7V13H5V15L6 16H0V18L1 17H3V18H1V19H4L5 17H7V18H11L13 21H11L10 19H8V20H10L11 21V23H18V24H12V25H10V29L8 28V27H5V28H8V30H6V29H3V28H1V30L3 31V35H1V32H0V36H2V37H5L4 35H6L7 34V32L9 31L10 33H15L14 35H12L13 37H10L11 38V40H15V38H16V40H21V37H22V35H23V37H24V34L23 33H25V35H27L28 34V32H30V33H35V32H37L38 30H45V29H47V28H45V29H43V26H45L46 24H48V23H54V25L56 26V28H54V25L53 24H48V25H50V26H48V25H46L47 27H49V29L50 28H52V29H54V30H56V31H54V30H50V32H48V31H46V33H54L53 35H54V37H56L57 35H58V40H57V37H56V39H51V38H54L53 36H52V34L51 35H49V34H42V32L41 33H39V31H38V33L39 34H42V36H43V38L41 39V38H38V39H40L39 40V43H38V39L36 40V38L38 37V34H36L35 33V35H30V37H28V35H27V37L25 38V43H22V44H26V43H28V44H30V46H31V44H32V46H36V48H38V47H40V49H38L39 51L40 50H45L44 51V53H42V52H40L45 58H46V55H45V53L46 54H48L47 52H50L51 54L53 53V55H56V53L57 52H60V51H57V49H60V50H62V47L61 48H58L57 47V45L59 46V44L61 45L62 44V40H66L67 41V39H69V40H71L70 42H72V40L73 41H75V38L77 37V38H81L80 36H81V34L80 33H82L83 35V37L81 38L82 39V41L79 39V42H82L81 44H79V42H77V43H75L76 45H73V43H71L72 44V46H71V44H67V43H65L66 41H63V43L64 44H67L66 46H67V49H69V46H71V48H75V47H78L79 46V48H81V49H78L79 51L81 50L82 52H85V50H88L89 48H91L90 50H88V51H86V53L87 52H92V53H87V54H89V55H85V53H84V56H86L85 57V59H88V56H90V58H91V56L92 57H94V59H92V61H89V59L88 60H86L85 62H82V61H79V60H82V59H84V58H81V59H77V60H73V61H70V63L71 62H76V64L77 65H75V66H77V67H82L83 65H85V66H89L90 65V67H95V64L94 63H96V64H98L97 66L101 69V68H104V72H107L108 71V74H109V82L106 84V85H104L105 83L104 82H101V80H99L100 82H96V83H94L93 85H94V87L92 86V88H93V90L94 91H98L97 92V95H99L100 97H102V100L104 99V100H107V99H109L110 101H105L106 102V104L110 107V106H112L113 105V103L115 104V108H117V106H119L117 109H112L114 106H112V110L113 111H115V110H117L118 112L119 111H121L120 109H122V111H124L125 110V108H130L131 109V113H134L135 112V114L137 113L138 115L140 114V116L141 117H144V116H147L146 118L147 119H145V120H149L148 121V123L149 122H152V123H150L151 125H149V124H145L147 127L146 128H150V126H153L152 128H154V125H155V123L156 122H159V123H157V125H156V127H157V130H163L162 131V133H165V134H161V133H159V140H161V141H164L165 143H162L161 141H160V145H161V147H159V149H161L162 148V146L163 147H165V149H161V150H159L160 151V154L163 156L164 154H165V152H166V150H171V152L173 151V153H170V154H172V157H173V161H172V159H171V156H170V161H169V164H172V165H167V166H169L170 168L169 169H166L167 168V166H165L167 163H165V161H162V162H164V163H162L163 164V166H165L164 167V169H165V171L167 172H170V176L169 177H174L175 179H173V178H169V177H167L168 179H165L166 177V174L165 175H163V173H162V168H161V170H160V174H161V177L163 176V178H161V183H162V186H163V188L161 189V190H164L165 188V190H167L168 188H175L176 186H183L184 188H181L183 191H182V193L186 190V192H184V194H186V193H188L186 196L188 197V196H190V195H192V193L193 192H195V194L197 193H199L201 190H197L198 188H202L203 187V190H202V194L203 193H205V194H207V195H205V194H200L199 193V196H198V199H196V200H199L200 201V203L199 204H202V202H201V200L204 198V199H206L205 201H203V202H207V204H205V203H203L202 205H199V204H197L196 202H194L195 200H194V198L193 197H189L190 199H188V198H184L185 196H182V194H180L179 195V193H181L180 191H181V189H179V191H178V193L175 195V197H183V198H181V199H178L177 198V200H176V198L175 197H172L173 199H175L179 204H177V203H175V205L173 204V202H176V201H174L173 199H171V197H169V196H173L174 194H172L171 193V189H168V193H171L170 195L169 194H165L166 196H168L167 198H165V199H163V200H169V201H171V202H167V201H163L162 200V198H164L165 196H163V197H161V202L162 203H164V202H167L166 204H168L169 205V203H171L170 205L171 206H175V207H171V206H168V208L169 207H171V209L169 208V212H171V210H173L172 211V213L171 214H169L168 213V211H166L165 209H167L168 210V208H166V205L165 206H163V207H165V208H163L162 209V211L163 210H165V211H163V212H165V213H162V214H166L165 216H162V222H161V230L163 231L162 233V238H166V235L170 232V233H172V234H176V236H180V237H175V240H176V242H177V244H178V248H176V252H175V257H176V260H178V259H180V261H178V262H180V263H183V264H188L189 262H187V261H189V260H191V264L193 263V264H196V262L198 263V264H202V263H200V262H203V263H205V264H211L210 262H212V264H224V262H223V260L226 262L225 264H232V263H234V264H260V262L262 263V264H264V242H262V240H264L262 237H264V232H262V230H264V229H262V227H260L261 229H258V231L259 232H262L261 234L263 235L262 237H260L261 236V234L260 233H258V232H256V228H254V226L256 227V225H253V224H256L255 222L257 221L256 220V217L257 216H259V215H257L256 217L254 216V215H256V214H260V216H262V214L264 215V213H259V210H255L254 211V208H249V207H255L256 209H258L259 208V206L261 205L260 204V202L261 201H263V202H261V203H263V205H264V200H263V198H264V173H257L256 171H258L261 167H264L263 165H264V110H262V109H264V108H262V106H264L263 104H261L262 102L264 103V101H262V100H264V99H261V102H260V104L261 105H259L258 103H256V105H251V104H255L254 102H257V101H255L256 100V96L258 97L257 98V100H258V102L260 101V98H263V96H264V62H263V60H264V16H262V14L264 13V0H143V1H146V2H143L142 0H136V1H138V3H136V4H139V5H137V6H140V7H138V8H141V11L139 10V9H135V10H133V12L132 11H129V10H131V9H133V7L134 6H130L131 7V9H129L128 10V14L126 13V12H124V11H126L129 7L128 6H126L125 4L127 3V5H129L131 2H133V1H131V2H129V0H127V1H122V3H125L124 5V7H122V5H120V7H118L117 6V4H116V1H118V0H92L93 1V3L94 4H92V2L91 3H88V6L87 7H85V5H86V1L87 0H81V2H79L80 0H62V1H60V0H57V2H59V3H56V0H53V1H55V3H56V5H52V0H45V1H43L42 0V2H40V1H38V0H32ZM32 1H30V2H32ZM51 2L50 4H44L45 2ZM65 1V2H64ZM71 1H72V3H71ZM91 0H88L87 2H90ZM106 1H108L107 3H106V5H105V7H102L100 4H102V5H104L105 4V2ZM135 1V0H134ZM135 1V2H136ZM140 1H142V2H140ZM157 1H159V2H157ZM162 1H163V3H162ZM18 2H20V3H18ZM48 2V3H49ZM64 4H63V3ZM66 2H67V4H66ZM70 3V5H69V3ZM77 2H79L80 3V5L82 6V4L81 3H83L84 4V6L83 7H81V8H78V5H79V3H77ZM101 2V3H100ZM135 2H133L132 4L134 5V3ZM166 2V4H164ZM37 3H36V5L35 6H37ZM44 5H43V4ZM63 5H62V4ZM109 3L111 4V8L109 7L110 5H109ZM114 3V4H113ZM129 3V4H128ZM145 5H143V4ZM168 3V4H167ZM54 4V3H53ZM74 4H76V6L74 7V8H72L71 9V7L72 6H74ZM78 4V5H77ZM91 4V5H90ZM119 4H121V3H119ZM48 5L49 7L48 8H46L45 9V7ZM66 5V6H65ZM69 5V6H68ZM96 5V6H95ZM24 6V8H22ZM43 6V7H42ZM52 6H55V7H52ZM59 6L61 7V8H63V9H61V8H59ZM91 6H93V7H91ZM106 6H108L109 8H107ZM137 6H135V7H137ZM164 6V7H163ZM68 8V9H65V8ZM76 7H77V12H82L81 14H78V13H76V14H74V12H76V11H72V10H76ZM96 7H98L99 9H97ZM102 9H101V8ZM116 7H117V9H116ZM126 7H128L127 9H126ZM143 7H145V8H143ZM159 7H161V8H159ZM2 8V7H1ZM0 8V9H1ZM5 8V9H4ZM35 8V7H34ZM49 8H51V9H49ZM55 8H56V10H63V12H62V14H60L59 12H56V14L54 15V13H53V15H51L52 13L51 12H54L53 10H55ZM85 8H90L89 9V12H87L86 13V11H87V9H85ZM94 8H96V10H98V11H102V12H98V13H96V12H93L92 13V11H95V9ZM122 8H124V9H126V10H122ZM154 8H159L158 10H156V9H154ZM33 9V8H32ZM43 9H45V10H43ZM53 9V10H52ZM72 11V12H69L70 10ZM81 11H80V10ZM104 9H105V11H104ZM111 9V10H110ZM118 9H121L122 11H120V10H118ZM155 10V11H157L156 13H155V11H153V10ZM162 9V10H161ZM170 9V10H169ZM22 10V11H23ZM65 10H67V11H65ZM108 10V12H106ZM161 10V11H160ZM33 12V10H31V9H28V12ZM110 11V12H109ZM140 11V12H139ZM145 11V12H144ZM25 12L27 13V11L25 10ZM49 13V14H47V13ZM113 12H115V13H113ZM117 12H120L121 13V15L120 16H117V17H115V19H114V21H113V17L112 16H110V14H116V15H119V14H117ZM136 13V14H133V13ZM137 12H139L140 14H138ZM169 12V13H168ZM25 13V14H26ZM35 13V12H34ZM45 13V14H44ZM71 13H73V14H71ZM95 13V14H94ZM99 13H101V14H103L102 15V17L100 18L98 15H99ZM123 13H125V14H127L126 16H128V17H126V16H123L122 17V15H123ZM142 13H144V14H146L147 15V17H146V15L144 16V15H142ZM148 13V14H147ZM161 13V14H160ZM164 13V14H163ZM210 13V14H209ZM215 13V14H214ZM231 15H230V14ZM42 14L43 15H46V18L48 19H46L44 16H42ZM63 14H65V17L64 16H62ZM69 14H71L70 16H69ZM79 15L81 18H84V19H82L80 22L79 21H76V20H72L73 18H76L77 17V19L79 20L80 19V17H78V16H75V15ZM82 14H86L85 16H87V17H85V16H83L82 17ZM87 14H94V16L96 17V18H92L93 16L92 15H87ZM100 14V15H101ZM131 14H133V15H137V17L135 16V17H133V16H130ZM160 14V15H159ZM165 14H168L167 15V20L165 19L166 17V15ZM169 14H171V15H169ZM213 14V15H212ZM38 15H40L41 17L39 18L38 17ZM60 15V16H59ZM106 15V16H105ZM108 15V16H107ZM162 15H164L163 16V20H160V19H162ZM225 15V16H224ZM233 15H235L236 16V18L233 16ZM264 15V14H263ZM50 16H52L51 18H50ZM141 16H144V17H141ZM156 16H158V19H159V21H156V19H157V17ZM159 16H161V17H159ZM208 16H210V17H208ZM212 16V17H211ZM216 16V17H215ZM43 17V18H42ZM62 17L63 18H66V21L68 22L69 20H72V21H74V22H78V24H77V27H76V29H75V27H73V29H75V30H77V31H75V30H73V32L75 31V33H74V35H72L71 37H64V34H66L65 36H69L70 34H71V32L72 31H70V33L69 34H67L66 32L67 31H65L64 30V28L67 26V27H69L70 29H71V26L74 24V23H72L71 21V25H70V23H68V25H67V22L65 21V22H63V20L64 19H62ZM70 19H69V18ZM71 17H73V18H71ZM90 17V19H88ZM99 17V18H98ZM103 17H105L106 19H104V21H103ZM107 17H109V18H111L112 17V19H111V21H109L108 22V19L109 18H107ZM120 18V17H122V18H120V19H116V18ZM132 17V18H131ZM171 17V18H170ZM215 17V18H214ZM228 17V18H227ZM229 17H230V21H228L229 20ZM7 18L5 19V20H0L1 22L0 23H3V24H1L0 25V27H2V26H4L5 24L7 25V24H9L10 23V21H9V23H7L6 22V20H7ZM14 18V17H13ZM127 18H129V19H133V20H127ZM136 18H141V19H139L138 21H137V19ZM145 18L147 19V20H145ZM156 18V19H155ZM170 18V19H169ZM215 20V22L216 23H218V22H220V23H218V24H215V25H219L218 27H214L215 25L214 24H212L213 22H211L213 19ZM235 20H234V19ZM238 18H240V20L238 19ZM33 19V18H32ZM41 19V20H40ZM59 19H62V21H59ZM87 19V20H86ZM98 19V20H97ZM102 19V20H101ZM122 19V20H121ZM126 19V20H125ZM136 19V20H135ZM157 19V20H158ZM207 19H209L210 20V22H208V20ZM223 19V21H219V20H222ZM228 19V20H227ZM20 20V19H19ZM90 20H92V21H90ZM93 20H95V21H97V24L96 23H94V24H91V22H94ZM105 20L107 21V22H105ZM110 20V19H109ZM117 20H119V21H117ZM124 20V21H123ZM143 20H145V21H143ZM172 20H173V22H172ZM205 20H207V21H205ZM227 20V22H225ZM240 21L239 23H237V22H235V21ZM251 20V21H250ZM18 21V20H17ZM45 21H47L46 23H45ZM90 21V22H89ZM116 21V22H115ZM161 21H162V23L163 24H161ZM232 21H234L233 23H232ZM26 22V23H25ZM83 22H85V23H83ZM102 22H105L104 24H102ZM110 22H112V24L111 25H113L114 26V28H113V26H111L112 27V29L114 30L113 32H111L112 30L111 29H106V25H107V27H110ZM122 22H126L127 24H129V22H130V25H128L127 26V24L126 23H124V24H122ZM134 22V25L133 26H135L136 25V22H145L144 23V25L146 26V25H148V24H150L149 25V29H148V26H143V28H136V27H133L132 25H131V23H133ZM156 22V23H155ZM167 22H169V23H171V24H168ZM207 22V23H206ZM251 22V23H250ZM25 23V24H24ZM64 23H66V24H64ZM87 23H89V25L90 26H88V24ZM116 23H119V24H121V25H119L120 27H116L115 25H117ZM154 23V24H153ZM157 23H160L159 25H163V26H166V27H162V29H164V28H167V29H165V30H161L160 28L161 27H158L157 29H152V28H156L157 26H158V24ZM167 23V24H166ZM224 25H226L225 26V28L224 27H222V25L223 24ZM230 25H229V24ZM233 24V26H232V24ZM235 23H237V24H235ZM248 23H250V24H248ZM29 24V23H28ZM31 24V23H30ZM61 24L63 25V26H61ZM84 24H86V25H84ZM100 24V25H99ZM115 24V25H114ZM153 24V25H152ZM204 24V25H203ZM209 24H212V25H209ZM236 26H235V25ZM18 27H17V26ZM36 25H38V26H36ZM51 25H53V27H51ZM83 25L85 26L84 28H80V27H83ZM94 25V26H93ZM143 24H139V26L141 27ZM151 25L153 26L152 28H151ZM157 25V26H156ZM170 25H172V26H170ZM177 26V28H176V26ZM207 27H206V26ZM223 25V26H224ZM229 25V26H228ZM240 25H242V26H240ZM12 26H14V27H16V32H14V27H12ZM38 27V28H36V27ZM75 26H76V24H75ZM86 26H88V28L90 27L91 29L90 30H92V31H94L95 33H91L90 31H87V30H89V29H87V30H85L86 29ZM91 26H93V28L91 27ZM96 26V27H95ZM125 26H127L126 27V33H124V28H125ZM212 26V27H211ZM240 26V27H239ZM22 27V28H21ZM97 27H99V29H97ZM174 27V29H172ZM184 27H185V29H184ZM209 27V28H208ZM213 28L214 30H211V28ZM235 27H236V29H235ZM18 28L21 30H18ZM23 28H25V29H23ZM32 28H34L33 30H30V29H32ZM115 28L116 29H118L117 31L115 30ZM130 28H132V29H130ZM170 28V29H169ZM218 28V30H216V29ZM220 28V29H219ZM223 28V29H222ZM240 28V29H239ZM12 29V30H11ZM27 29H28V32H27ZM66 30H68L67 28H65ZM94 29V30H93ZM103 29V30H102ZM106 29V30H105ZM123 31H122V30ZM129 29V30H128ZM133 29H135L134 31H131V30H133ZM147 30V31H141V30ZM152 29V30H151ZM177 29H179V30H177ZM181 29V30H180ZM227 29H229V30H231V31H229V30H227ZM233 29V30H232ZM26 30V31H25ZM48 30V29H47ZM139 30V31H138ZM151 30V31H150ZM159 30H161V31H159ZM171 30V31H170ZM174 30V31H173ZM234 30H241L240 32H234ZM255 30V31H254ZM4 31H6V32H4ZM19 31H20V33H19ZM80 31V32H79ZM98 31H104L105 33H107V34H105L104 32H102V33H98ZM108 31V32H107ZM128 31H131V32H128ZM136 31H138V33L136 34V33H134V32H136ZM153 31L156 33V34H154L153 33ZM158 31V32H157ZM165 31V32H164ZM167 31V32H166ZM177 31H180V32H177ZM218 31H221V32H223V34L221 33V32H218ZM225 31V32H224ZM255 33H257V34H255ZM23 32V33H22ZM59 32H61V34L59 33ZM72 32V33H73ZM88 32H89V34H88ZM116 32V33H115ZM120 32H123L121 35H123V36H120V37H125L127 40H125V38H123L122 40H120L121 38H119V39H117L118 38V36L120 35ZM142 32H147V33H143L142 34ZM153 33V34H149V33ZM174 32V34H169V33H173ZM176 32L178 33V34H176ZM208 32H213V33H208ZM215 32H218V33H215ZM234 32V33H233ZM91 33V34H90ZM113 33V34H112ZM115 33V34H114ZM119 33V34H118ZM129 33H134V34H136V35H134L133 37H131V34H129ZM140 33L143 35V36H146L147 34V36H146V38L145 37H142V36H139L140 35ZM157 33H159V36H157ZM252 33L253 34H255V35H252ZM21 34V35H20ZM57 34V35H56ZM85 34H87L86 35V37L84 36ZM93 34H96V35H93ZM97 34H101L100 36H102V38L101 39H104V41H105V43L106 44H104V42H101V45L100 46H105V47H103V50H105V48L107 47L108 49H106L103 53H101L103 50H96L97 48L98 49H102V47H100L99 46V40H101V39H99L100 37H99V35H97ZM110 34H112V35H110ZM117 34V35H116ZM128 34V35H127ZM176 34V35H175ZM216 34H218L219 36H217ZM48 35V37H50V38H48V40H46L45 39V37ZM59 35H60V38H59ZM90 35V36H89ZM105 35V36H104ZM108 35V36H107ZM116 35V36H115ZM8 36V35H7ZM11 36V35H10ZM17 36V37H16ZM19 36V37H18ZM61 36H63V38L61 37ZM75 36V37H74ZM127 36H129V37H127ZM136 36V37H135ZM162 36V37H161ZM169 37L170 36V38L169 39H171V40H168L169 42L171 41L172 42V44H170V45H168V44H166L165 42L167 41L166 39H167V37ZM175 36H177V37H175ZM181 36V37H180ZM253 37V38H251L250 39V37ZM115 37H117V38H115ZM24 38H22V39H24ZM27 38H30V39H28L27 40ZM32 38H33V40H32ZM71 38V39H70ZM97 38V39H96ZM108 38H115V39H117V40H113L112 42H110V40L111 39H108ZM134 38L136 39V40H134ZM137 38H142L143 39V41L141 42V40H140V42H139V40H137ZM145 38V39H144ZM175 38V39H174ZM177 38V39H176ZM1 39V38H0ZM3 39H5V38H3ZM8 39H9V37H8ZM60 39H62V40H60ZM84 39V40H83ZM99 39V40H98ZM129 39H132V40H129ZM14 40H13V42H14ZM26 40H27V42H26ZM51 42H50V41ZM56 40V42L54 43V42H52V41H55ZM123 40H125V41H123ZM129 40V42H131V44L132 45H134L133 47H134V49H137V48H139V50L140 51H138L137 53H135V54H140V53H142L143 54V52L145 53V55H143V56H147V57H143L142 55L140 56L141 58H144L142 61H143V63H146L147 62V60L149 61V62H147V66H143L142 65V63H139V65H134V64H132V59L133 58H131L133 55L132 54H130V52L131 51H133V50H128V51H126V52H129V53H126V54H129V55H131L130 56V58H128V57H125V58H128V59H130L129 61H130V64L131 65H133L132 66V69H131V67H126L127 65H130L129 63L127 64L126 63V65H125V67H121L120 65V62H121V60L123 59V61H125L124 60V56L123 55H125L124 53H125V49L127 48H130V47H127L128 46V44H130L129 42H126V41H128ZM178 40H179V42H178ZM8 41V40H7ZM29 41H33L34 43H29ZM46 41V42H45ZM49 41V42H48ZM57 41H59V42H61V43H57ZM76 41H78V39H76ZM75 41V42H76ZM101 41H103V40H101ZM114 41H116V43L114 42ZM175 41H177V43H175ZM253 41H254V45H253ZM3 42V41H2ZM4 42H6V40L4 41ZM18 42V41H17ZM36 42V43H35ZM45 42V43H44ZM107 42L108 43H110V44H107ZM134 42H139L140 44H142L141 45V47H144V49L143 48H141L140 46H136V45H139V43L138 44H134ZM169 42H167V43H169ZM170 42V43H171ZM180 42H182V43H180ZM6 43H8V42H6ZM21 43V42H20ZM122 43H124V45L122 46ZM127 43V44H126ZM181 44L180 46H179V44ZM9 44H11V43H9ZM42 44V45H41ZM44 44H46V45H44ZM48 44H50V45H48ZM54 44H56V46L54 45ZM63 44V45H64ZM83 44L84 45H87V46H83ZM114 44V45H113ZM120 45V47L119 46H116V45ZM175 44H176V46H175ZM3 45H5V43L3 44ZM13 45H15V44H13ZM37 45H39V46H37ZM80 45H82V46H80ZM106 45H108V46H110L111 48L109 49V47L108 46H106ZM125 45H127V46H125ZM6 46V45H5ZM16 46H18L17 48H21V50L23 49V47H24V45L22 46H20V44H16ZM28 46V45H27ZM43 46V47H42ZM47 46H53V48L54 49H51V47H47ZM62 46V45H61ZM116 46V47H115ZM129 46H131V45H129ZM171 46L173 47L172 49H170L171 48ZM3 46H1L0 45V48H2ZM8 47V46H7ZM12 48H13V46H11ZM43 49H42V48ZM60 47V46H59ZM3 48H5V47H3ZM16 48V47H15ZM27 48V47H26ZM29 49H31L30 47H28ZM123 48H125V49H123ZM7 48H5V50H6ZM9 49H10V47H9ZM25 49V48H24ZM29 49H28V51H29ZM64 49V52H63V50H62V54L63 53H65V54H63V55H65L66 56V52L65 51H67V50H65V48H63ZM119 49L121 50V51H119ZM143 49V50H142ZM168 49H170L169 51H168ZM32 50V52L33 53H31V54H33V56H35V51L33 50V49H31ZM36 50V49H35ZM75 50V49H74ZM74 50H71V51H67V52H73V53H71V54H76V52H78V50H77V48H76V52H74ZM108 50H110V51H108ZM2 51V50H1ZM6 51H8V50H6ZM24 51H27V49H25ZM24 51H22V52H24ZM52 51V52H51ZM99 51H101L100 53L102 54H98L102 59V62H104L107 58L109 59V60H107V62H108V64L107 63H104L105 65L104 66H106V67H104L103 66V63L102 62H100V61H98L100 58H98L99 56L98 55H96L97 53H99ZM108 51V52H107ZM136 51V50H135ZM167 51V52H166ZM170 51H173V52H171L170 53ZM5 52V51H4ZM3 51H2V53H4ZM10 52V51H9ZM19 52H21V51H19ZM94 52V53H93ZM119 52V53H118ZM120 52H123V53H120ZM140 52V53H139ZM170 54H169V53ZM15 53H17V54H19L20 55V53H18V50L16 51V52H13L12 51V54H14L13 56L14 57H17V56H15L16 54ZM27 53H29V52H27ZM37 54L39 53L38 51L36 52ZM55 53V54H54ZM109 53V54H108ZM115 53L117 54H119V55H115ZM166 53H168L169 55L167 56V54ZM174 53V54H173ZM7 54H9V53H7ZM57 54H59V56H55L56 58L53 60V62L54 63H56L57 62V60L58 59H60L59 57H64V56H60L61 54L60 53H57ZM69 54V53H68ZM70 54V55H71ZM104 54L106 55V56H104ZM120 54H121V56H120ZM164 54V55H163ZM174 56H173V55ZM5 55V54H4ZM39 55V54H38ZM42 55H39V57L37 58V55H36V58L37 59H44L43 57H42ZM52 55V56H53ZM70 55H68V56H70ZM80 55H83L82 53H80ZM94 55V56H93ZM1 56V55H0ZM8 56V55H7ZM28 57H29V55H27ZM31 56V55H30ZM73 56V55H72ZM75 56V55H74ZM81 57V56H79V54L77 53V55L75 56V57ZM98 56V57H97ZM128 56V55H127ZM173 56V57H172ZM2 57V56H1ZM9 58H11L10 56H8ZM19 57V56H18ZM22 57V56H21ZM24 57H26V56H24ZM27 57V58H28ZM67 57V56H66ZM75 57H73V58H71V57H67V58H69V59H67L68 61L71 59H76ZM83 57V56H82ZM97 57V58H96ZM115 57H117V58H119V59H115ZM123 57V58H122ZM135 58L134 59H136V58H139V59H137L138 60V62H139V60L141 59L139 56L137 57V56H134ZM149 57V58H148ZM164 57L166 58V59H164ZM168 57H170L172 60H171V62H169L170 60H168L167 58ZM7 58V57H6ZM6 58H4V59H6ZM35 57H33V59H32V61L33 60H35L36 59ZM65 58V57H64ZM103 58H105V59H103ZM146 58H148V59H146ZM8 59V58H7ZM21 58L19 57V59H18V61H19V63H21V62H23L22 60H20ZM95 59H97L96 61H98V62H100V63H98V62H96V61H94ZM128 59H126L127 61H128ZM146 59V60H145ZM150 59V60H149ZM9 61L10 60H12V59H8ZM16 60H17V58H16ZM61 60V59H60ZM59 60V61H60ZM65 60V62H60V63H67L68 61H66V59H64ZM64 60H61V61H64ZM116 60V61H115ZM120 60V61H119ZM137 60H135L133 63H135V64H138V62H137ZM152 60H154V61H152ZM166 60V62L164 63V61ZM168 60V61H167ZM2 61V60H1ZM12 61H14V60H12ZM18 61L16 62H14L15 63V65H18V66H14V63H13V66H12V64H9V63H7V64H9L10 66H12V68L13 67H16L15 68V71H17V67L19 68V66H20V64L18 63ZM128 61V62H129ZM150 61H152V63L150 62ZM3 62H5V61H3ZM3 62H1V64H3ZM11 62V61H10ZM49 62V61H48ZM47 62V64H49ZM74 62V63H75ZM86 62L87 63H89V64H86ZM111 62V63H110ZM116 62H119V63H116ZM126 62V61H125ZM153 62H154V64H153ZM18 63V64H17ZM25 62H23V63H21L22 65L21 66H23V64H24ZM26 63H28V62H26ZM57 63H59V62H57ZM148 63L149 64H152V65H148ZM91 64L93 65V66H91ZM107 64V65H106ZM125 63L123 62L122 63V65H124ZM4 66H5V64H3ZM68 67H72V65H70V64H66ZM65 65V66H66ZM101 65V66H100ZM117 65H119L120 67H118L117 69H116V67H117ZM130 65V66H131ZM141 65V66H140ZM153 65H155L154 67H153ZM7 66V65H6ZM9 66V67H10ZM25 66H27V65H25ZM24 66V67H25ZM111 67V69H109V68H107V67ZM76 67V68H77ZM135 67H139V69L137 68V70H138V72H134V73H137L138 75L139 74H141V75H139V77H137V76H131L130 77V75H131V73H132V75H136V74H134L132 71H135L136 69H135ZM153 67V68H152ZM2 68H3V66H2ZM72 68H74V66L72 67ZM123 68H125L126 70H129V69H131L129 72H131V73H127V72H125L126 70H124ZM128 68V69H127ZM142 68V70L140 71V69ZM151 68H152V70L154 69V68H156L155 70H153V71H155V72H152V71H149V70H151ZM4 69V68H3ZM122 69V70H121ZM135 69V70H134ZM19 70V69H18ZM102 70V69H101ZM107 70V71H106ZM118 70V71H117ZM159 70V71H158ZM114 71H116V72H114ZM120 71V72H119ZM140 71V72H139ZM147 71H149V72H147ZM111 72V73H110ZM124 72V73H123ZM121 73H123V74H121ZM149 73H152V74H150L153 78H151V81L153 80V79H155V78H157V79H155V80H153V81H155V82H150V83H148L150 80H145V82H144V84L145 83H148L149 85H151V84H155L154 86H155V89H157V88H159L158 86H156V85H159V86H161V84H165L164 82H161V81H167V85H169V89H167V85H165L166 87H164L165 89H167V90H163V87H161V89H160V91L158 92V89L155 91V89H153V91L154 92H152L151 90H148V88L149 89H152V87H154V86H152V87H149V86H147V87H145L146 85H144V86H142L143 88H147L146 90L149 92L150 91V94H157V97L155 96V97H151V98H149L151 95L149 94V96L148 95H143V97H145V98H143V97H141V95L143 94V93H147V91L145 92V91H141V89H143V88H141L140 89V85H139V87L137 86L138 84H141V85H143L142 84V81H140V83H137L136 81H138L139 79H143L144 80V78L146 77V76H148V74ZM154 73H158V75L157 76H160V77H164V79H161V78H159V77H154V76H156V75H154L153 76V74ZM160 73L162 74V75H165V76H162V75H160ZM118 74H119V77H115L114 75H116V76H118ZM128 74H130V75H128ZM144 74V75H143ZM146 74V75H145ZM105 75V74H104ZM122 75H124V76H122ZM128 75V76H127ZM122 76V77H121ZM126 76V77H125ZM144 76V77H143ZM168 76V77H167ZM172 76V77H171ZM174 76V77H173ZM177 76H178V78H177ZM125 78V79H120V78ZM133 78V77H137V79H136V81H134V82H136L137 84H135V85H133L132 87H138V88H132V87H129V86H131L130 84H132V81H130V80H128L127 78ZM176 77V78H175ZM113 78V80L115 79V78H117L116 80H120V81H117L116 83H114V82H111V81H113V80H111ZM147 79H149V77H146ZM167 78V79H166ZM171 79V80H169V79ZM176 79V80H174V81H176V82H174L173 81V79ZM133 79H135V78H133ZM159 79H161V81L159 80ZM179 79V80H178ZM183 81H182V80ZM97 80V81H98ZM125 80H128V81H130V83L129 82H127V81H125ZM156 80H157V82L158 83H160V84H156ZM181 80V81H180ZM126 82V84L127 85H125L124 84V82ZM148 81V82H147ZM168 81H170V82H168ZM123 83L124 84V86H123V84H121V86H118V85H120V83ZM139 82V81H138ZM73 82H70V85L72 84ZM109 83H112L111 85L109 84ZM172 83H174V84H172ZM69 84V83H68ZM99 84V85H98ZM114 84H117L116 86L114 85ZM134 84V83H133ZM162 85V86H163ZM174 85H176V87H178V88H176V87H173ZM179 85H180V87H179ZM184 85H186V86H184ZM100 86V87H99ZM101 86L102 87H105V86H107L106 88H101ZM109 86H111V87H109ZM228 86H229V89H227L228 88ZM95 87H98V88H95ZM122 87L123 88H125V87H127L128 89L130 88L131 90H135V91H133V92H135V93H133L134 95L135 94H139L138 92H141V95H137V96H134V95H128V94H132V92L130 93V91L131 90H125L126 92H128L127 94H125L126 92H124V89H122ZM172 87V88H171ZM185 87L187 88L186 90H188L189 91V93L190 94H187L188 92H186V93H184V95H179V94H176V95H179L178 97H181V96H185V95H188V97H189V95H191L189 98H191V100H189L188 98L187 99H185V100H189V101H185L184 100V98L183 99H181V98H179V99H181L180 101H185V104H186V106H183L181 103L182 102H180L179 104H181V105H179V106H177L178 108H176V110H173L174 112L175 111H177V112H179V113H177L178 115H180L179 117H177V116H175V115H177V114H171V112H168V109H169V107H172L173 105H176L177 103H178V98H176L177 96L175 95V92H173V90H175V91H177V90H180L179 88H181L182 89V91L183 92H185ZM191 89H190V88ZM226 87V88H225ZM236 87V88H235ZM251 87H252V89H251ZM120 88V90L118 91V89ZM241 89V88H243V92H242V94H241V96H244V99H242L243 97H241L240 96V93H241V91H239V89ZM245 88H247V90L245 89ZM95 89H97V90H95ZM102 89H104V90H102ZM126 89V88H125ZM136 89H137V91H136ZM190 89V90H189ZM200 89H202V90H200ZM213 89V90H212ZM226 89V90H225ZM233 89V90H232ZM238 89V90H237ZM118 91V92H120L121 90V95H120V93H117L116 91ZM170 90V91H169ZM193 90H197V91H193ZM237 90V94H235V95H238L239 94V97L238 96H236L235 97V95H230V96H227V95H229V93H231V91L232 92H234V91H236ZM248 90H250V93L249 94H253L252 93V91L254 92V93H256V94H258V95H253L254 97H255V99L254 100H252V99H249L248 98V96H246L247 98H245V95H243V94H248L247 93V91ZM106 91V92H105ZM115 93H114V92ZM164 91H168V92H170V93H172V95H167V96H169L168 98H166V103H164L165 101L163 100V103H161L160 102V99H158V101L157 102H155L156 100L154 99V98H161L162 99V97L160 96V95H163V93H161V92H164ZM172 91V92H171ZM203 93H202V92ZM226 91V92H225ZM229 91V92H228ZM155 92H157V93H155ZM178 92H181V90L180 91H178ZM183 92H182V94H183ZM199 92V94H198V96H197V93ZM215 92V93H214ZM263 92V93H262ZM99 93V94H98ZM102 93V95H100ZM104 93H107V94H109V96L108 95H105L106 97H108V98H103V96H104ZM116 93L118 94V95H116ZM124 93V94H123ZM195 93V94H194ZM222 93H228L227 95L226 94H224V95H220V94H222ZM235 93V92H234ZM114 94V95H113ZM122 94H123V96H122ZM204 94V95H203ZM233 94V93H232ZM127 95H128V97L129 98H133L134 97V99H133V101L135 100L136 102H133V101H130L129 100V98L127 97ZM210 95H214L215 97H219V99H217V98H212V97H209ZM221 97H220V96ZM111 96V97H110ZM115 96V97H114ZM117 96H119V97H117ZM122 96V97H121ZM126 96V97H125ZM146 96H148V97H146ZM164 96V95H163ZM166 96V94H165V96L164 97H167ZM222 96H224V97H222ZM232 96H234L235 98H234V100H231L232 102H229L230 101V99H229V97L231 98V99H233L232 98ZM253 96H250V97H252L253 98ZM114 97V98H113ZM121 97V98H120ZM138 97H140V99H137L136 100V98H138ZM197 97H198V99H200V98H204L205 100H203V99H200V101L199 100H197ZM112 98L113 99H118V98H120V99H118L119 101H118V103H116V100H112ZM122 98H124V99H126L127 98V100H123ZM143 98V99H142ZM146 98H148L147 100H146ZM193 98H194V100H193ZM207 98H210L209 100H211V98L214 100V102L215 103H217V104H219V102H221V106L223 105V104H225L223 107H221L220 105V108L222 109V111H224L223 113H220V111H221V109L219 108V107H217L215 110H217L218 108L220 109V111H217L218 113H219V115L218 114H215V113H217V112H215L214 111V109H211V106H209L211 103L213 104V100L212 101H210V102H208V100H207ZM225 98H227V100L225 99ZM142 99V101H139V100H141ZM150 99H153L154 101H150L149 103H148V101L150 100ZM167 99H175V100H177V103H174V102H176V101H174V100H172L173 101V103H169L168 101H167ZM243 100V101H240V100ZM123 100V101H122ZM205 101L204 103H203V101ZM216 100L217 101H219V102H216ZM238 102H237V101ZM251 100V101H250ZM124 101H126V102H129V103H126V105H124V104H121L122 102H124ZM191 101H193V102H191ZM197 101V102H196ZM234 101L236 102V103H234ZM246 101V102H245ZM138 102V103H137ZM141 102L145 105V104H147V108H149L150 106L151 107H155V106H157L158 104L157 103H159V105L161 104V108L162 109H160V107L158 106V108L160 109V110H162V112H160L159 111V109H155V110H158L159 112H156V111H154V109L153 108H149V109H151V110H149V109H147L146 107H145V109H147L146 111H147V113H146V111H145V109H142L143 107H144V105H142L141 104ZM144 102H146V103H144ZM152 102H154V104H156L155 106L154 105H152ZM170 102H171V100H170ZM190 102V103H189ZM206 102H208V105H206L207 103ZM223 102V103H222ZM229 102V103H228ZM249 102L251 103V104H249ZM108 103H111V105L110 104H108ZM130 103H132V105H130ZM133 103H135V105H133ZM140 103V104H139ZM167 103H169V104H167ZM198 103V104H197ZM234 103V104H233ZM239 105H238V104ZM243 103V104H242ZM244 103H246L248 106H250V107H252V108H250L249 109V107L246 105V104H244ZM118 104H121V105H118ZM136 104H139L138 106H140L141 107V109L140 110H137L138 108H140V107H137L136 106ZM151 104V105H150ZM184 104V105H185ZM187 104H189V107H188V105ZM201 104V105H200ZM232 105V106H230V105ZM258 104V105H257ZM129 105V106H128ZM163 105H164V107H165V105H167L166 107L167 108H163ZM214 106H218V105H216V104H213ZM123 106H125L124 108H123ZM127 106V107H126ZM130 106H132V107H130ZM135 106H136V108H135ZM180 106L182 107L181 109H186L185 110V117H186V119L187 120H185V118H184V116H183V111L184 110H182V113L180 112ZM191 106H194V108L193 107H191ZM206 106V109L204 108ZM209 106V107H208ZM257 106H259V107H261V111L259 110L260 108L259 107H257ZM174 107V106H173ZM201 107V108H200ZM202 107H203V109H202ZM244 107V108H243ZM132 108H134V111H132L133 109ZM156 108V107H155ZM208 108V109H207ZM212 108H215V107H212ZM225 108V109H224ZM228 108V109H227ZM232 108V109H231ZM242 108H243V111H242ZM246 108H247V110H246ZM124 109V110H123ZM173 108H170V110H172ZM175 109V108H174ZM192 109H194V111L192 110ZM197 109H199V110H197ZM224 109V110H223ZM229 110V109H231L233 112L236 110V113H238L239 112V114H236V113H234V114H236V116H232L233 115V113L232 114H230V113H228L229 111H227V110ZM251 109H252V111H251ZM138 112H137V111ZM163 110H165V111H167L168 113H166V114H163V112L165 113V111H163ZM169 110V111H170ZM190 110V112H188ZM210 110H212V111H214L215 113H211V111ZM230 110V111H231ZM126 111H128V110H126ZM141 113H140V112ZM143 111V112H142ZM150 111V112H149ZM172 111V112H173ZM197 111V112H196ZM204 111V112H203ZM245 111H247V115H246V113H245ZM149 112V113H148ZM153 112V113H152ZM201 112H203V113H201ZM208 112V113H207ZM111 113H112V111H111ZM115 113V112H114ZM170 113V114H169ZM144 114V115H143ZM146 114H150V116L148 117V115H146ZM151 114H153V115H151ZM158 114V115H157ZM172 115V116H169L170 118H172V119H170V118H168V115ZM198 114V115H197ZM213 114H215L214 116H217V117H215V118H218V116H223L224 117V119H222V120H224V121H222L221 123L220 122H215V121H212L213 123H211L210 122V120L209 119H213ZM223 114H225V115H223ZM228 114H230L233 118V120L231 119V118H226L225 116H230V115H228ZM163 115H167L166 116V118H164L163 119ZM194 115V116H193ZM153 116H157V117H161L162 118V120H160V119H158L157 117H156V119H155V117L154 118H152V119H154V120H152V119H149V118H151V117H153ZM176 118H178L177 120H173V119H175V117ZM196 116H198V117H196ZM208 116V117H207ZM220 116V117H221ZM191 117H192V119H194L195 118V120H193V123H192V119H191ZM222 117V118H223ZM182 118H184V120H182ZM205 118V120H203ZM207 118V119H206ZM234 118H236V120L234 119ZM141 119H143V118H141ZM168 119V120H167ZM189 119H191L190 121H189ZM197 119L198 120H200L202 123H200L199 125H198V122H197V124H196V121H197ZM227 119H229V120H227ZM145 120H143L145 123H146V121ZM155 120H157V121H155ZM158 120H160L161 122H163V123H160V121H158ZM169 120H171L170 121V124L168 125V126H166V124L165 123H168L169 122ZM180 120H182V121H184V122H187L188 124H186V123H184V125H181V126H184V128H182L181 127V131L179 132V124H182L181 122L182 121H180ZM218 120H220V119H218ZM218 120H216V121H218ZM174 122V121H179V122H174V123H171V122ZM189 121V122H188ZM207 121V122H206ZM195 122V123H194ZM191 123V124H190ZM207 123V124H206ZM160 124V125H159ZM165 124V126H163ZM173 124H175V125H178V126H175V125H173ZM216 124V125H215ZM221 124V125H220ZM159 125V126H158ZM172 125V126H171ZM203 125V126H202ZM209 125V126H208ZM149 126V127H148ZM186 126H188V127H186ZM213 126V127H212ZM162 127H164V128H162ZM178 129H177V128ZM186 127V128H185ZM204 128V129H200V128ZM209 127V128H208ZM151 128V129H152ZM162 128V129H161ZM167 128L169 129V128H171V130H167ZM174 128H175V130H174ZM189 128V129H188ZM166 129V130H165ZM187 129V130H186ZM215 129H217V130H215ZM155 130V129H154ZM156 130V131H157ZM173 130H174V132H173ZM178 130V131H177ZM198 130V131H197ZM200 130H204L203 132H204V136H203V138H200V137H198L199 135H203L202 133V131H200ZM208 130H210V131H208ZM166 131H168V133H166ZM179 132V134L178 135H176L175 134V132ZM184 131V132H183ZM170 132H173V133H171L170 135L174 138V140L175 141H173L171 138H168V137H170V136H168V137H165L164 138V136H167V135H169V133ZM212 132V133H211ZM190 133L191 134H193V136L192 135H190ZM198 133H200V134H198ZM161 134V135H160ZM181 134H183V136L181 135ZM163 135V136H162ZM184 135H186V137L187 138H184ZM188 135H190L191 136V138H189L188 137ZM194 135H195V137H194ZM210 135V136H209ZM212 135V136H211ZM213 135H215V136H213ZM259 135H260V139H259ZM162 136V137H161ZM176 136L178 137V136H180V137H178V138H176ZM202 137V136H201ZM180 138H182V141H184V139H185V141H187L188 139H190V140H188V141H190V142H192V141H194V140H196V141H194L193 143H190V142H188L189 144H192V145H187L186 144V142L184 141V144L183 145H187L186 147L185 146H183V145H181L180 144V142H178V143H176L177 141H178V139L180 140ZM192 138H194V140H191ZM214 138V139H213ZM263 138V139H262ZM163 139V140H162ZM216 139V140H215ZM170 140V141H169ZM207 140V141H206ZM169 141V142H168ZM181 141V142H182ZM198 141V142H197ZM201 141H203V143L201 142ZM220 141V142H219ZM263 141V143L261 144L260 142H262ZM170 142H173V143H175V144H177V145H175V144H172V143H170ZM207 142V143H206ZM216 142V143H215ZM259 142V143H258ZM206 143V147H204V145L201 147L200 146V144H205ZM222 143V144H221ZM173 145V146H175L177 149H178V153H176L177 152V149L175 148V147H173V148H168L167 149V145ZM195 144H198V145H195ZM208 144V145H207ZM214 144H216V145H214ZM179 145H181V146H179ZM214 145V146H213ZM219 145V146H218ZM179 146V147H178ZM192 146H194L193 148H190V147H192ZM199 146V148H197ZM211 146V147H210ZM180 147H184V148H186L185 150L183 149V148H180ZM216 147V148H215ZM194 148H197L196 149V151L197 150H201L200 148H204L203 150H201V151H199V153H197L196 151H195V153H197L198 154V156H196L195 155V157H193V155H194V152H189L190 153V155H192V156H190V155H188L187 153H188V151H190L189 149H191V151H192V149H194ZM212 148V149H211ZM218 148V149H217ZM173 149H175V150H173ZM180 149H182L181 151H179ZM208 149H210V150H208ZM214 149V150H213ZM216 149V150H215ZM164 150H165V152H164ZM213 150V151H212ZM161 151H163V154L161 153ZM203 151H205L204 153H203ZM207 151H209V152H207ZM210 151H211V153H210ZM167 152H169V151H167ZM187 152V153H186ZM201 152L204 154V155H202L201 154ZM207 152V153H206ZM191 153H193V154H191ZM170 154H168L167 153V155H170ZM205 154H209V155H205ZM181 155H185V156H190L189 158H191V159H189V158H187L186 159V161L189 163V166H187L188 164L186 163V161H184L183 163L182 162H180V163H182V166H180L181 168H179L178 167V165H177V163H179L178 161H182V160H185V157H183L182 156V160H180L181 158ZM174 156H177V158H174ZM209 156V157H208ZM166 157V156H165ZM162 158V160L164 159V160H168V156H167V158ZM200 157V159H203V160H205L204 158L206 157V159H208V160H205V161H203V160H201V161H203V163L201 162H198L199 160H196L195 158H199ZM214 158V159H213ZM175 159V160H174ZM176 159H178V160H176ZM191 160H193V161H191V162H195V161H197L198 163H195L196 165H198L197 167H195V166H193V165H191L190 164V161ZM195 160V161H194ZM207 161V162H206ZM167 162V161H166ZM179 163V164H180ZM185 163L187 164V165H185ZM202 164L201 166H200V164ZM210 163V164H209ZM185 166H184V165ZM204 164H206V165H204ZM190 166H192V167H190ZM182 167H184L183 169H182ZM185 167L187 168L188 167V169L189 170H191V169H195V171H193L192 170V173H187L188 171V169H186V170H184L185 169ZM190 167V168H189ZM205 167V169H203ZM180 170H179V169ZM173 169H174V171L175 172H173ZM201 169H203L202 171H201ZM209 169V170H208ZM217 169V170H216ZM264 168H262V170H263ZM197 170H198V172H197ZM205 170V171H204ZM216 171V173H215V171ZM232 170V171H231ZM256 170V171H255ZM177 171H178V173H177ZM180 171H182L181 173L182 174H179V172ZM184 171V172H183ZM208 171H210V172H208ZM264 171V170H263ZM263 171H261L260 170V172H263ZM166 172H164V173H166ZM171 172H172V174L174 173V174H176L177 176H171ZM190 172V171H189ZM194 172L195 173H199V172H201L200 173V177L201 178H207V180H205V179H197L199 176H197V174H194ZM205 172V173H204ZM214 172V173H213ZM202 173H204V174H202ZM218 173V174H217ZM184 174H185V176H184ZM190 174V175H189ZM192 174H194V176L192 175ZM256 174H257V176H256ZM258 174H261V175H258ZM167 175H168V173H167ZM178 175H179V177H178ZM187 175H189V177H196V179L195 180H193L192 178H188V180H187ZM243 175V176H242ZM182 176H184V177H182ZM217 176V177H216ZM246 176V177H245ZM261 176H263V178L261 177ZM209 177V178H208ZM211 177H212V180H211ZM256 177V178H255ZM179 178V179H178ZM185 178V179H184ZM238 178V179H237ZM261 178V179H260ZM190 179L192 180L191 181V183H187L188 181H190ZM221 179H226V180H222L221 181ZM164 180H167V181H164ZM185 180V181H184ZM203 180H205L204 181V183L203 182H200V181H203ZM216 180H218V181H216ZM253 180V181H252ZM169 181H171L172 183H170ZM180 181V184L179 183H176V182H179ZM195 181L196 182H198L197 184L199 185V186H197V184L195 183ZM208 181V182H207ZM224 181V182H223ZM230 181H231V183H230ZM174 182V183H173ZM183 182H185V183H183ZM199 182L201 183V184H199ZM232 182H233V185H232ZM259 182V183H258ZM263 182V183H262ZM182 183V184H181ZM215 183V184H214ZM216 183H218V184H216ZM166 184V185H165ZM170 184H173L174 185V187H173V185H170ZM177 184H179V185H177ZM191 184V186H190V189H189V191L190 190H193L194 188H193V186H194V184H196L195 185V187H198V188H196L195 190H193V192L191 193V192H189L188 190H187V186H185V185H190ZM202 184H205V185H203L202 186ZM207 184V185H206ZM220 184V185H219ZM231 184V185H230ZM238 184V185H237ZM257 184V185H256ZM263 184V185H262ZM169 187H168V186ZM213 185H219L218 187L217 186H213ZM255 185V186H254ZM202 186V187H201ZM210 186H212V188H211V190H210ZM224 186V187H223ZM228 186H230V187H228ZM236 186V187H235ZM168 187V188H167ZM214 187H217V188H214ZM220 187H222V188H220ZM228 187V188H227ZM258 187V188H257ZM186 188V189H185ZM214 188V189H213ZM225 188H226V190H225ZM175 189H177V188H175ZM217 190V189H219V190H217V191H215V192H220V193H222V194H218V196H219V199H217L218 198V196L216 195L217 193H215V195H213V191L214 190ZM206 190V191H205ZM249 190V191H248ZM258 190L260 191L259 193H258ZM208 191H210V192H213V193H210V196L213 198V199H211V197H209V194H208ZM162 192H165V193H167L166 191H162ZM175 192V190L173 189V193ZM248 192V193H247ZM250 192V193H249ZM253 192H255V193H258V194H255V193H253ZM261 192H263V195H259V194H261ZM176 193V192H175ZM253 193V194H252ZM194 194V195H195ZM249 194V195H248ZM250 194H252V195H250ZM163 195V193L161 194V196ZM221 195H222V197H221ZM242 195H244V196H246V197H244V196H242ZM248 195V196H247ZM257 195V197H254V196H256ZM196 196V195H195ZM203 196V198H201L200 199V197H202ZM249 196H251L252 198H248ZM191 198H192V200H191ZM196 198V197H195ZM215 198V199H214ZM243 198H245V199H243ZM258 198H260V200H258ZM184 199V200H183ZM186 199H188L189 201H191L194 205L192 206V205H190L191 207H194L193 208V210L190 208V206H188L189 208L187 209L186 207H184V205H189V204H186L185 203V201H186ZM243 199V200H242ZM247 199V200H246ZM252 199H254V201H251ZM255 199H257V201L255 200ZM262 199V200H261ZM241 200V201H240ZM211 201V202H210ZM216 201V202H215ZM246 201V202H245ZM249 201V202H248ZM258 201H260L259 203H258ZM181 202H184L185 204H183L182 206H181ZM187 203H191V202H188V201H186ZM222 202V203H221ZM227 202V203H226ZM253 202H257V204H255V203H253ZM212 204V205H214L213 207L211 206V210L212 211H209L210 210V205L208 206V204ZM230 203V204H229ZM165 204V203H164ZM164 204H162V205H164ZM240 204V205H239ZM246 204H249V205H246ZM177 205H180V208L181 207H183L184 209H187V210H182V211H185V212H182L184 215H182V213L180 212L181 211V209L179 208V210L180 211H178L176 208L178 207ZM237 205V206H236ZM242 205H243V207H242ZM251 205V206H250ZM252 205H255V206H252ZM259 205V206H258ZM223 206V207H222ZM248 206V207H247ZM196 207H198L197 209H196ZM204 207V208H203ZM245 207V208H244ZM258 207V208H257ZM200 208H202V210L200 209ZM218 208V209H217ZM228 209V211H230V212H224V209ZM239 208H242L241 209V211L239 210ZM262 210H263V212H264V206H262ZM198 209H199V211H198ZM252 209V210H251ZM190 210L194 213V211H198V212H196V214L194 213H192L191 215H190V218H188L189 217V214H190ZM207 210V211H206ZM222 211L221 213H220V211ZM251 210V211H250ZM189 211V212H188ZM209 211V212H208ZM217 211H219L218 212V214H217ZM236 211H239L238 213H236ZM180 213V215H177L176 213ZM203 214H202V213ZM205 212V213H204ZM233 212H234V214H233ZM247 212H249V213H247ZM260 212H262V211H260ZM174 213V214H173ZM198 213H201V215L202 216H199V214ZM226 213V214H225ZM243 213V214H242ZM249 214L248 215V217H250V215L251 214H253L252 216H254L255 218H253L254 220H256V221H254V220H252V216L250 217V218H247V219H245L247 216H245L244 217V214ZM255 213V214H254ZM186 214V215H185ZM228 214H233V216H231V215H228ZM238 214V215H237ZM239 214L241 215V216H243L244 217V219H241V221L240 220H238L237 219V217L239 216ZM171 216V217H173V219H170V217L169 216ZM172 215H175V216H172ZM182 215V216H181ZM188 215V216H187ZM192 215H194V217L192 216ZM184 216H185V218H184ZM192 216V217H191ZM208 216H210L211 217V220H209L210 219V217H208ZM226 216V217H225ZM234 216H236V217H234ZM169 217V218H168ZM175 217L176 218H179V219H175ZM181 217V218H180ZM183 217V218H182ZM199 217H201V218H203V217H208V219L207 218H204L203 220H205L206 219V221H204L206 224H204V223H201L202 222V220H201V218H199ZM165 218V219H164ZM186 218H188V219H186ZM197 218V219H196ZM221 218V219H220ZM227 218V219H226ZM260 217H258V219H259ZM163 219H164V222H163ZM183 219H185V220H183ZM225 219L227 220V221H225ZM233 219H235V220H233ZM248 219H250L251 221H252V223H251V221H249L248 223H247V221H248ZM167 220V221H166ZM171 220H173V221H171ZM176 220H177V223H175L176 222ZM183 220V221H182ZM199 220H201V221H199ZM207 220L209 221V222H211V223H209V222H207ZM216 220H218V222L216 221ZM243 220H245V222H243ZM169 221H171V222H169ZM175 221V222H174ZM178 221H180L181 223H183L182 225H180V223H178ZM187 221V222H186ZM190 221H192L191 223H193L194 221H196L195 223H193V225L191 224V225H189L190 223ZM224 222V224H221V225H219V223H223ZM259 221H262V219L260 218V220ZM184 222H185V224L187 223L188 224V228H191V227H193V228H195L194 229V231L193 232H196L197 230L198 231H200V232H205V231H207V233H205L206 234V236L205 237H203L202 235H204V233H202V235L199 233V235L200 236H202V237H200V236H198V234L197 233H195V234H197L196 236H194L195 234L194 233H192L191 235L192 236H190V235H188V236H184V234H186L187 235V233H189V232H191L190 231V229H186L187 227L184 225ZM226 222V223H225ZM240 222V223H239ZM169 224L168 226H165V225H167V224ZM209 223V224H208ZM212 223H214V225L215 226H218L219 228H221L222 226H226L225 228L226 229H224L223 227L220 229V230H222V229H224V230H222V231H220V232H222V233H219V234H221L224 238H222V236L221 235H219L218 236V234L217 233H213L212 231H214V230H212V229H215L216 231L218 230L217 228L218 227H216V228H212V226H213V224ZM261 223V224H260ZM257 222V224H260V226H264V224H262V223H264V222ZM174 224H176L177 226H175ZM194 224H197L198 226H200V224H201V226H200V228L198 227V226H195ZM204 226H203V225ZM231 224H233V226L231 225ZM209 226V225H212V226H210L209 228H207V230H206V228L204 229V227H206V226ZM239 225V226H238ZM171 226L173 227V226H175V227H173V228H171ZM183 226H185V227H183ZM189 226H191V227H189ZM215 226H213V227H215ZM221 226V227H220ZM169 229H168V228ZM179 227V232H175L173 229H176V231H178L177 230V228ZM180 227H182V228H180ZM229 227V228H228ZM250 227H252V228H250ZM184 228V229H183ZM198 228V229H197ZM231 228V229H230ZM254 228V229H253ZM181 229V230H180ZM202 229H204V230H202ZM241 229H243V230H241ZM249 229V230H248ZM253 229V230H252ZM167 230H168V232H167ZM189 232H188V231ZM191 230H193V229H191ZM208 230H212V231H208ZM230 230V231H229ZM232 230V231H231ZM241 230V231H240ZM254 230H255V234L256 233H258V234H256V236H251V234L252 235H254L253 234V232H254ZM171 231H174V232H171ZM183 231V232H182ZM186 231V232H185ZM197 231V232H198ZM167 232V233H166ZM208 232H211V233H209L210 235H212V234H216V236H218V237H216L215 238V240H214V237H215V235H212V237L213 238H211V236H209V237H207V235H208ZM215 232V231H214ZM218 232V231H217ZM177 233H182L183 235H178ZM228 233V234H227ZM231 233H233V234H231ZM246 235H245V234ZM164 234H166V235H164ZM194 234V235H193ZM241 234H243L244 236H242V237H240V238H238L239 236H241ZM226 235V236H225ZM232 235L233 236H235V238L234 237H232ZM181 236H184V237H181ZM238 236V237H237ZM246 236V237H245ZM249 236H251L250 238H249ZM196 238V237H200L199 238V240L196 242V243H193V245L192 246H190L192 243L191 242H195L196 240H197V238L196 239H193V238ZM248 237V238H247ZM256 237V238H255ZM258 237V238H257ZM178 238H179V240H178ZM184 238V239H183ZM209 238H211V239H213L212 241L209 239ZM218 238V239H217ZM205 239H208V241H203V240H205ZM219 239H225L224 241L223 240H219ZM237 239H241L240 241H238V243L236 242V240ZM185 240V241H184ZM201 240V241H200ZM179 241V242H178ZM184 241V242H183ZM201 243H203V244H201ZM221 241L223 242L222 244H221ZM228 242V243H226V242ZM259 241V242H258ZM216 242H218V243H216ZM230 242H231V244H230ZM258 242V243H257ZM181 245H180V244ZM197 243H199L200 245H202V246H200V245H198ZM163 246H164V248H165V246H166V241H164L163 242ZM186 244H188V245H186ZM197 244V245H196ZM180 245V246H179ZM196 246V250L197 249H200V250H197V255L199 254V255H201V250L203 249V251L205 252V261H194V260H196V256H195V252H194V255H191V254H193L192 253V251L194 250V249H191L190 247H192L193 248V246ZM213 245H216V251L214 250V251H212V249L214 248V247H212ZM226 246V249L225 248H221L222 249V251H224V249H225V252H222V253H219V252H221V251H219L218 252V249H220V248H217V246H219V247H222V246ZM228 245V246H227ZM177 246V245H176ZM186 247V249L187 250H185V248H183V250L184 251H182V249L181 248H179V247ZM199 246V247H198ZM207 247V248H206ZM212 247V249H210V250H207V249H209V248H211ZM204 248H206V250H207V252L205 251V249ZM214 248V249H215ZM180 249V250H179ZM188 249H190V251L191 252H188ZM164 249H161V251L162 252H160V254L159 255H161L163 252L165 253H168L167 255H169V252L165 249V251H163ZM177 250H179V252H177ZM185 251H187V252H185ZM209 251L211 252V255H213V254H215V253H213L212 254V252H217L216 254H215V256L213 257V256H211V257H213V259H211L210 258V260H207L208 259V255L210 254L209 253ZM183 252H185V253H183ZM173 253V252H172ZM177 254V255H176ZM221 254V255H220ZM257 254V255H256ZM163 255H166V254H162V256ZM171 256H173V257H170L169 258V256H165V258H163L162 256H137V257H135V258H133L134 260L136 259V260H139V263L140 264H142L143 262L144 263H146V264H152V263H154V264H164V262L166 261L165 259H175V257H174V255H172V254H170ZM182 255H184V256H182ZM187 255H189V257H193V256H195V257H193V258H185ZM198 255V256H199ZM204 255V254H203ZM180 256H182V257H180ZM219 256V257H218ZM221 256H222V258H221ZM230 256V257H229ZM116 257V256H115ZM114 256H111V263L113 262V263H118V262H123V263H126V261H128V263H126V264H135L136 262H134V263H130L131 261H132V257L131 256H128L129 258H126V257H124V259H127V260H125V261H119V260H123V259H121V257L122 256H119L118 258H120L119 260L117 259V258H115ZM134 257V256H133ZM200 258H203V256L201 255V256H199ZM198 257V259H200ZM233 257H235V258H233ZM262 257V258H261ZM162 258V259H161ZM178 258V259H177ZM219 259V260H217V259ZM225 258V259H224ZM226 258H228V260L229 259H231V260H229L230 261V263H228V261H227V259ZM114 259H117L116 261L114 260ZM141 259H144V261L143 262H140L141 261ZM161 259V260H160ZM181 259H182V261H181ZM183 259H186V261L185 260H183ZM215 259H216V261H217V263H213V262H216L215 261ZM162 261L163 260V262H161V263H159L160 261ZM165 260V261H164ZM200 260H203V259H200ZM222 260V261H221ZM239 260V261H238ZM172 262H170V260H168L167 262H170V264H176L177 263V261L176 262H174L173 260H171ZM183 261H185V263L183 262ZM193 261V262H192ZM210 261V262H209ZM221 261V262H220ZM167 262H166V264H167ZM218 262H220V263H218ZM112 263V264H113ZM139 263H137V264H139ZM120 264V263H119ZM122 264V263H121Z\"/></svg>",
    "mask_w": 264,
    "mask_h": 264
}]
</instances>
